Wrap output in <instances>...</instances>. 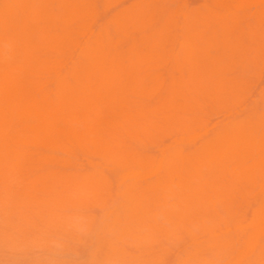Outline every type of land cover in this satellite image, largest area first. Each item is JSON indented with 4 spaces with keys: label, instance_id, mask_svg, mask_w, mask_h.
<instances>
[{
    "label": "rangeland",
    "instance_id": "obj_1",
    "mask_svg": "<svg viewBox=\"0 0 264 264\" xmlns=\"http://www.w3.org/2000/svg\"><path fill=\"white\" fill-rule=\"evenodd\" d=\"M0 1H2V0H0ZM96 0H94L93 1V4H92V7H93V10H92V12H97V10H98V12H97V14H98V23L99 24H107V23H109V21H110V19H111V17L114 15V14H116V13H119V12H121V11H126V10H128V8H130V10H136V8L137 7H139V4L141 5V3H142V0H126V1H124V0H109L110 1V5H112V4H116L115 6H113V9H112V6H110V9L108 10V11H106V10H104L105 11V13L107 12V13H109V14H105V15H107V16H105L104 18H103V16H104V11L102 10V8H104V3H106V0H105V2H104V0H97L96 2H95ZM114 1V2H113ZM120 1H121V3H120ZM123 1V2H122ZM157 1V4L155 3ZM213 1H216L217 2V0H152V2L151 3H153V4H151V3H149L148 2V0L146 1V0H144L143 1V3H142V6H140L139 8H141L140 10L142 11V7H151V6H153L152 8H151V10H154L155 12H157V13H159V14H157L156 13V15H155V12L154 13H152L153 14V19H154V17L155 18H157L158 17V19L157 20H159V21H157L156 19H154V21H155V25H154V27H155V30L158 28H160L161 27V25L163 26H167V25H169L168 23H170V25L174 28H172L171 30H170V27L169 26H167V27H169V29L168 28H164V30H163V28L161 27V32H160V34H159V36L161 35V41H162V38H163V40L165 41V39H166V43L164 42V41H162L163 43H162V45H161V43H159V44H157V42L156 43H154V41H155V39L156 40H158L159 39V37H158V34L156 35V36H154L155 34H153L154 32H150V38H149V41H146L147 43H144V45H143V48H144V50H141L142 52L140 53V55L138 54L137 55V57L135 58V60H136V63L137 62H139L140 64L142 63V62H144V61H146V59L148 58V61L147 62H144L143 63V65H144V67H141V68H144L143 70H141L140 69V65H135L136 63H134L133 65H135L133 68H132V71H130L131 72V74H129V72L126 70V69H130L133 65H131V66H126V69H125V74H123V75H119L117 72L116 73H113V70H111V71H108V76H105V74L103 75V73H101V71H99L97 68H96V66H94V67H90V68H88L89 69V75H88V79L85 81V83L86 82H88V83H86V86H85V91L84 92H82V93H84V94H82V93H78V94H75V95H73V97H71L72 95H67V94H61V95H59V97H58V95H56V94H54V91L53 90H55V88H56V85H55V77H56V75H57V73H59V72H61V71H63V72H66V63H68L69 61H70V54L72 53L71 52V50H70V46L69 47H67V45L69 44L68 43V41H70V40H67V39H65L64 40V36H67L66 34H68V32H66V34H64L63 33V31L64 30H66V31H68V30H74V28L75 29H77L78 28V26L80 25L79 23H80V21H75V20H71V22L70 21H64V22H68L67 23V26H69V27H67L66 25H64L63 26V24H66V23H64L63 21L62 22H60V23H57L59 26H58V28H61L62 29V26H63V29L64 30H62V32L61 33H59V34H62V35H56L55 37H56V40L57 41H59V42H57V41H55V39L53 40V45L51 44V50H49L51 53H52V51L53 50H55V51H53V54H51L50 52H48V55H49V57L52 59V58H54V59H52L53 60V66H54V68L52 67V66H50V68L49 69H51L50 71H48L47 72V70H49V69H47L46 71H45V68H44V66L42 65V57H44V56H42L43 54H42V52H40V54H39V51L38 52H34L33 53V51H31V48H30V53L32 54V55H30V53L27 51V49L25 48V45L23 44V42H22V40L19 38V37H17V36H15V35H12L11 33H7L6 35H5V33L6 32H3V33H1L0 32V37H1V39H0V89H2V90H7V92L9 93V96L12 98V96L14 97V96H17L16 98H14V100H16V101H18L19 103H20V101L22 102H24L25 100H31L32 98H35L34 100L32 99L31 101H26V104H29V106L28 107H30V108H32V107H34V110H32L31 111V109L28 111V112H30L31 111V113H29V116H28V112L27 111H23V112H27L25 115L22 113L21 115H23L26 119H28V120H26L24 117V119L22 118V116H20V115H18V111H14V113H12L11 111H9V113H10V117H9V115H8V113H7V118H9V119H7L6 118V112L4 111V115H3V117L1 118L0 117V127H2V128H0L1 130H0V139L2 140V146H1V141H0V146L2 147V149H1V147H0V157L1 156H4V157H2V158H0V264H113L114 262H117L116 264H198V263H196V261L197 260H199V261H197V262H199V264L201 263V264H210V263H207L208 261H209V258H211L210 260L211 261H209V262H211V264H219V262H221L220 264H257V263H259V262H257L258 260H260V258H261V260H260V263L259 264H264V248L262 247V249H260L261 248V244L264 242V186H263V184H264V170H262V171H260V169H262L263 168V166H262V164L260 163L261 161V157L259 158V157H257L256 159H254V160H256V161H254V163L252 164L251 162H250V160H252V156H251V153H254V154H252V155H257L258 156V153H257V150H256V142L254 141L256 138L255 137H252V138H254V139H252L251 137H250V135H246V138H247V140H246V138L244 139V138H241L240 140H242V142H243V139H244V141H246V142H248L250 139H251V142L249 143L250 144V146L252 147L251 149H248V148H250L249 147V144L248 143H246L247 145H245V142H243V146H240L241 144H240V140H239V144L240 145H238V142H236V144L234 145V147L233 146H230V147H232V148H230L229 147V145H227V146H224V147H222V150H221V148L219 149V150H217V151H215V152H212L211 154H207L208 155V159L206 158V156H204L206 153H202V143L206 140V139H209V138H211V137H213L214 135H208V134H211V133H213L212 131L210 132H208V134H206V132L209 130V128L211 127V130H212V126H213V128H215L214 126H218V124L220 123H227V122H230L229 124H233L234 122H237V121H239L240 119H242L244 116H246L247 114H248V112L249 111H247V112H244V115H243V111H214L213 112V107H214V102H213V100H211L212 98H215L216 96L215 95H217V93H215L216 92V90L215 89H213V88H209V87H207V93L206 94H203V97H205L206 95L207 96H209V97H211V95H213L214 97H211L210 98V100H209V97H205V100L206 99H208V101L206 102L205 100L203 101V97L200 95H198L196 98H198V99H200V101H199V105L198 106H196L198 103L196 102V104L195 103H193V104H195L194 106H196L197 108H199V106H200V108H203L204 107V109L206 110L207 108H208V111L210 112L211 110V112L210 113H208L207 112V114H206V112H202L203 113V115H202V113H201V111L199 112H197V111H195V113H192V114H196L195 116H196V118H194L195 116H193L192 114L190 115V113L192 112V111H178V109H176V108H178L177 107V105L178 104H182L183 102H185L186 103V101H188V103H191L189 100H186V99H188V97H189V95H188V97L185 95V96H183V94L181 95V93H179V97H178V95H177V93H178V91H181V90H177V89H180V87H181V89L182 90H185L186 89V85H184L183 84V86H182V81H183V79H186V78H188L189 76H190V70H189V68L188 67H184V65H182V64H180L179 63V65H178V62H177V60H176V58H175V54H174V51H173V49L174 50H180L179 49V45L177 44L178 43V38H176L177 36H180V35H183V30L182 29H180V26H177L176 24H177V22H180L181 20H180V15H178V13H180V12H178V11H180L179 10V8L181 9V12H185V11H187V10H195V9H198V10H195V11H199V12H203L204 10H208V11H210V9H211V7H216V6H218V4L217 3H214L213 4ZM136 2V3H135ZM137 2H138V4H137ZM191 2V3H190ZM212 2V3H211ZM218 2L220 3L219 4V6H222V7H225V6H228L229 5V2H228V0H218ZM94 3H96V4H94ZM127 3V5H125ZM129 3V4H128ZM151 4V5H143V4ZM163 3H164V6H163ZM207 4V5H206ZM96 5V6H95ZM125 5V6H124ZM131 5V6H130ZM135 5V6H134ZM159 5H161V7H162V11L164 12V13H166V14H164L163 15V13H160L161 12V10H159V9H161V7L159 6ZM214 5V6H213ZM94 6H95V8H94ZM100 6H101V8H100ZM135 7V9H134V7ZM155 6V7H154ZM206 6V7H205ZM121 7V8H120ZM123 7V8H122ZM158 7H160V8H158ZM119 8V9H118ZM127 8V9H126ZM155 8H157V9H155ZM172 8H173V10H174V12H176L175 14L173 13V10H172ZM0 9H1V7H0ZM102 10V12H100V14H99V11H101ZM169 9H171L170 11L171 12H169ZM177 9V10H176ZM182 9H183V11H182ZM113 10V11H112ZM138 8H137V11H140ZM157 10V11H156ZM159 10V11H158ZM208 11H206V12H208ZM168 12V13H167ZM101 13H102V15H101ZM160 17H159V16ZM175 15V16H174ZM166 16V18L164 19V17ZM103 19H102V18ZM171 17H175L173 20L171 19ZM167 18L169 19V20H172V21H170L169 22V20H168V22L167 21H164V20H167ZM106 19V20H105ZM75 21V22H74ZM72 22H73V24H72ZM122 22H126V19H124V20H122L121 21V25L119 24V25H117V27H118V29H117V31H116V26L113 28L114 29V32H118V34H114V35H111L112 33H114V32H112V30L113 29H110L111 27H113V24L112 23H110V26H108V28H109V30H110V36H111V40L110 41H108V40H106V41H108V43H106V41H105V46H106V54L107 55H109V52L111 53V55H114L115 53L116 54H118L119 52H120V50L121 49H126V48H128V46L132 43V41H134V39H140L141 38V33L139 32V30L137 29L136 30V27H137V25H139L137 22H126L125 24H122ZM163 22V23H162ZM164 22H166L165 24H164ZM171 22H176V26L175 25H173L174 23H172L171 24ZM160 23H162V24H160ZM245 23H246V21H243V25L245 26ZM76 24V25H75ZM130 24V25H129ZM132 24H133V26H132ZM74 25V26H73ZM131 26L132 28H130L129 26ZM73 26V27H72ZM140 26V25H139ZM175 26V27H174ZM66 29H65V28ZM60 29V30H61ZM126 29V30H125ZM135 29V30H134ZM120 30L122 31V32H120ZM166 30H168V31H166ZM132 31H134V32H132ZM137 31V32H136ZM58 32H60L59 31V29H58ZM167 32V33H166ZM173 32V33H172ZM177 32V34H175ZM134 34L133 36L131 35V34ZM72 34H73V32H72ZM121 34L123 35L122 36V38H121ZM139 34V35H138ZM69 35H71V31H69ZM138 35V36H137ZM170 35V36H169ZM35 35H31L30 36V38H33ZM72 36V35H71ZM70 36V37H71ZM176 36V37H175ZM59 37H61V38H59ZM115 37H117V38H115ZM158 37V38H157ZM68 39H69V37H67ZM116 40H115V39ZM120 38H121V40H120ZM130 38H131V40H130ZM153 38V39H152ZM177 40H176V39ZM60 39V40H59ZM112 39H114V41L112 40ZM124 40V42H126V41H128L127 43H126V45H125V43H123L122 41ZM126 39H128V40H126ZM167 39H169L170 40V42H171V45L172 46H170L169 44V42H168V44H167V41H169V40H167ZM175 39V40H174ZM120 42H122L123 44H124V47H122L121 45H123L122 43L120 44V46L121 47H119V41ZM153 40V42H151ZM54 42H56V43H54ZM115 42V43H114ZM130 42V43H129ZM173 42V43H172ZM60 43V44H59ZM118 43V44H117ZM129 43V44H128ZM148 43H151V44H153V45H151V44H148ZM165 43V44H164ZM116 44H117V46H116ZM128 44V45H127ZM163 44L166 46H163ZM113 45L115 46L114 48H113ZM57 46V47H56ZM145 46H146V49H145ZM148 46V47H147ZM159 46H161V49H160V47ZM61 47V48H60ZM109 47H110V51H109ZM152 47V48H151ZM167 47H173L171 50V53L170 54H168V53H166L168 50L167 49H169V48H167ZM116 48H118L117 50H116ZM142 48V47H141ZM142 48V49H143ZM149 48H150V50H149ZM58 49V50H57ZM108 49V50H107ZM154 49V50H153ZM159 49V50H158ZM61 50V51H60ZM111 50H113V51H111ZM114 50H116V51H114ZM167 50V51H166ZM58 51V52H57ZM63 51V52H62ZM146 53H145V52ZM149 51V53L147 54V52ZM3 52V53H2ZM55 52V53H54ZM108 52V53H107ZM113 52V53H112ZM163 53H166L167 55H169V56H166L165 54H163ZM36 54V55H35ZM39 54V55H38ZM42 54V55H41ZM75 54V53H74ZM74 54H71V56L72 55H74ZM153 54H155L154 56L157 58V59H155V57L153 56ZM163 54V55H162ZM61 56V58H60V56ZM63 55V56H62ZM146 55V56H145ZM158 55V56H157ZM171 55V56H170ZM41 56V57H40ZM53 56V57H52ZM55 56V57H54ZM59 56V57H58ZM141 56H142V58H141ZM162 56H163V59H165V60H160V58H162ZM166 56V57H165ZM26 57V58H25ZM40 57V58H39ZM65 57V58H64ZM70 57V58H69ZM25 58V59H24ZM28 58V59H27ZM58 58H60V59H62V61L61 60H59ZM67 58H69V59H67ZM173 59V60H171V59ZM175 58V59H174ZM57 59V60H56ZM137 59L139 60V59H141V60H139V61H137ZM39 60V61H38ZM144 60V61H143ZM152 60V61H151ZM156 60H158V61H156ZM168 60H169V63H168ZM171 60V61H170ZM18 61H19V63H18ZM31 61V62H30ZM54 61H56V62H54ZM140 61H142V62H140ZM153 61H156L157 63H153ZM162 61V62H161ZM66 62V63H65ZM175 62H177L176 64H175ZM32 63H34V64H32ZM65 63V64H64ZM150 63V64H149ZM161 63V69L159 68V67H157L156 66V64H160ZM166 63V64H165ZM31 64V65H30ZM60 64V65H59ZM64 64V65H63ZM149 64V65H148ZM152 64H153V66H152ZM169 64V65H168ZM58 65V67H56V66ZM142 64H141V66H143ZM151 65V66H150ZM168 65V66H167ZM180 66V67H184L185 68V72H187L188 70H189V72H187V73H185L184 71H182L184 68H182V70H181V68L180 67H174V68H172L173 66ZM35 66V67H34ZM64 66V67H63ZM147 66H149L150 68L151 67H153V69L151 68H147ZM128 67V68H127ZM130 67V68H129ZM156 67V68H155ZM56 68V69H55ZM157 68H159V69H157ZM172 69V70H169V69ZM109 69V68H108ZM133 69H136V71L134 70L133 71ZM137 69H140V71L139 70H137ZM176 69H178V70H181V72L180 71H176ZM36 70H37V72H36ZM40 70V71H39ZM96 70H97V72H96ZM147 72H145V71ZM154 72H153V71ZM156 70V71H155ZM163 70V71H162ZM45 71V72H44ZM52 71H54V72H52ZM98 71L100 72V73H98ZM126 71L128 72L127 74H126ZM137 71H139V73H137L136 74V72ZM141 71H144V74L146 75H144ZM163 73H162V72ZM172 71H173V73H172ZM17 74H16V73ZM47 72V73H46ZM135 72V75L133 76L132 74ZM140 72H141V74H140ZM151 72H152V74H151ZM154 73H155V75H154ZM157 73H159V74H161V77H160V75H158ZM56 74V75H55ZM101 76H100V75ZM117 74V75H116ZM139 74V75H138ZM166 74V75H165ZM178 74V75H177ZM182 74H186L185 76H186V78H184V75H182ZM30 75H32V76H30ZM38 75V76H37ZM42 75V76H41ZM125 75V76H124ZM130 77H129V76ZM131 75H132V77H131ZM173 75V76H172ZM175 75H177L176 77H175ZM26 76V77H25ZM44 76V77H43ZM90 76V77H89ZM129 77L128 79H129V81L127 80V78L125 79V77ZM138 76V77H137ZM154 76V77H153ZM166 76V77H165ZM173 77V79H170L172 82H170V80H169V78L170 77ZM183 76V77H182ZM35 77H37V78H35ZM92 77V78H91ZM102 77H106V78H103L102 79ZM146 77H147V79H148V81L146 80ZM161 78V80L163 79L162 77H164V80H162V81H160V78ZM34 78V79H33ZM98 78H99V80H98ZM157 79V80H153V79ZM165 78H168V80L166 79L165 80ZM178 79V80H176V79ZM32 79V80H31ZM37 81H36V80ZM40 81H39V80ZM42 79V80H41ZM93 79V80H92ZM122 79V80H121ZM22 80V81H21ZM95 80H97V82L95 81ZM116 80V81H115ZM127 82H126V81ZM134 80V81H133ZM175 82H174V81ZM6 83H5V82ZM27 81L29 82V83H27ZM101 81V82H100ZM122 81V82H121ZM132 81V82H131ZM135 81H137L136 83H135ZM153 81V82H152ZM167 81V82H166ZM264 81V77L262 78V80L261 81H259V82H256V84H255V86L252 88V93L251 94H255L254 96H256V95H258V93H256V91L257 92H259L262 88H263V85L264 84H262L261 82H263ZM35 84H34V83ZM45 82H46V84H45ZM116 82V83H115ZM129 82V83H128ZM139 82V83H138ZM156 82H157V84H156ZM171 84V85H173V84H175V85H177V86H174L173 88H171L172 86L169 84V83ZM174 82V83H173ZM177 82V83H176ZM181 82V83H180ZM4 83V84H3ZM33 83V84H32ZM42 83H43V85H42ZM118 83V84H117ZM121 83V84H120ZM132 83V84H131ZM153 83V84H152ZM184 83V82H183ZM264 83V82H263ZM40 84V85H39ZM50 84H52V85H50ZM97 84V85H96ZM143 85V87H142V85ZM147 84H148V86H147ZM158 84H160L161 86H163V87H166L168 90H164V89H166V88H163V87H161L160 86V88L158 89ZM180 85V87H179V85ZM258 84V85H257ZM35 85V86H34ZM37 85H39L38 87H37ZM94 85H96V88H94L95 86ZM116 85V86H115ZM123 87H122V86ZM136 85V86H135ZM146 85V86H145ZM151 85V86H150ZM154 85H157V87L156 86H154ZM18 87V89L20 88V90H18L16 87ZM41 86V87H40ZM109 86V87H108ZM120 88H119V87ZM134 86H135V89H134ZM140 86H141V88L143 89V90H145V92L140 88ZM153 86V88L155 89V88H157L158 89V91L155 89H151L150 90V88ZM259 86V87H258ZM11 87H13V89H11ZM32 87H34V89L32 88ZM39 87H40V89H39ZM46 87V88H45ZM51 87H52V91H51ZM93 88V89H91V88ZM137 87V88H136ZM31 88H32V90H31ZM133 90H132V89ZM161 88L163 89V90H161ZM174 88H177V89H175L174 90ZM183 88H185V89H183ZM38 89V90H37ZM92 91H91V90ZM94 89H96V90H94ZM114 89V90H113ZM127 89V90H126ZM131 89V91H133V92H135L136 91V89H137V91H136V94L135 93H131L130 94V90ZM141 89V90H140ZM148 89V90H147ZM210 89H213V91H215V92H213V91H210ZM10 90H13V91H10ZM36 92H35V91ZM111 90V91H110ZM135 90V91H134ZM141 92V93H139V91ZM147 90V91H146ZM256 90V91H255ZM17 91L19 92V93H17ZM20 91H22L21 93H20ZM24 91H26V93L24 92ZM31 92V94H30V92ZM34 91V92H33ZM45 91H47V92H45ZM89 91H91V93L93 94H91V93H89ZM113 91V92H112ZM116 91V92H115ZM119 91V92H118ZM149 91H151V93L149 92ZM166 91H169V95H170V97H172V95L175 93V95L177 96H175L177 99H175V100H177V102H180V103H177V102H175L174 100L173 101H171V99H168L167 97L169 96H165L164 97V93H166ZM210 91V92H209ZM226 91V95H227V91H229V90H225ZM11 92V93H10ZM14 92V94L16 93V95H14V94H12ZM37 92H39V93H37ZM46 93V94H48V97H46L47 95L46 94H44L43 95V93ZM86 92V93H85ZM153 92L155 93V94H153ZM157 92V93H156ZM177 92V93H176ZM182 92V91H181ZM25 93V94H24ZM30 95H29V94ZM34 93H35V95L36 96H34ZM40 93H42V94H40ZM89 93V94H88ZM103 93V94H102ZM118 93H119V95H118ZM121 93V94H120ZM160 93V94H159ZM19 94H20V96H19ZM33 94V95H32ZM53 94V95H52ZM80 94V95H79ZM86 94V95H85ZM137 94H138V97L140 98L141 97V100H143V103H142V101L139 99V98H137ZM150 94H152V96L150 95ZM215 94V95H214ZM22 95H24V98H25V100H21L20 99V97L22 98V99H24L23 98V96ZM38 95V96H37ZM42 95V96H41ZM85 95V96H84ZM89 97H88V96ZM154 95V96H153ZM161 95V96H160ZM162 95H163V97H162ZM19 96V97H18ZM28 96V97H27ZM50 96V97H49ZM90 96L92 97V98H90ZM95 96V97H94ZM110 96V97H109ZM132 96V97H131ZM144 96H145V98H144ZM149 96H151L150 98L151 99H148L149 98ZM158 96L160 97V98H158ZM174 96V95H173ZM181 96H183V100L181 99L182 97ZM227 96H230V94L229 95H227ZM26 97H27V99H26ZM71 97V98H70ZM96 97H97V99H96ZM156 97V98H155ZM175 97H173V98H175ZM186 97V98H185ZM202 97V98H201ZM257 97V96H256ZM42 98V99H41ZM46 98V99H45ZM49 100H51L50 102H51V105L52 106H50V102H48V99ZM53 98H54V100H53ZM56 98V99H55ZM142 98H144V99H142ZM161 98H163V99H165L166 101L168 100V102H166L165 104H164V106H166V105H168V107H166V108H172V111H169V112H165V111H158L159 113H157L156 114V112L157 111H148L150 108H151V106L152 107H154L155 106V104H157V103H159V100H161ZM172 98V99H173ZM179 98V99H178ZM258 98H259V96H258ZM258 98H256L257 99V101L259 102V103H261V100H259ZM19 99V100H18ZM38 101H37V100ZM95 99V100H94ZM133 99V102L131 101ZM138 99L140 100V102H141V105H145L144 103L146 102V100H147V105L149 104V106H147V105H145L144 106V108L143 107H141V105H140V103H138L137 101H138ZM156 99L158 100V102L156 101ZM197 99V100H198ZM40 100V101H39ZM66 100V101H65ZM76 100H78V101H76ZM62 101V102H61ZM104 101V102H103ZM122 101V102H121ZM148 101H149V103H148ZM157 103H156V102ZM171 101V102H170ZM210 101V102H209ZM42 102V103H41ZM56 102V103H55ZM105 102H106V104H105ZM137 103V104H135V106L133 107V103ZM152 102V103H151ZM170 102V104H167V103H169ZM173 102V103H172ZM200 102H201V104H200ZM213 102V103H212ZM31 103V104H30ZM48 103V104H47ZM62 103V104H61ZM177 103V104H176ZM188 103H187V105H188ZM87 104H89V105H87ZM104 106H102V105ZM152 104V105H151ZM176 104V105H175ZM22 105V104H21ZM41 105H42V107H41ZM46 105V106H45ZM106 105V106H105ZM127 105H129V106H127ZM130 105H132V106H130ZM140 105V106H139ZM151 105V106H150ZM49 106V107H48ZM73 106H77V107H74L73 108ZM94 106V108H95V106H96V110H94V108H92ZM45 107V108H44ZM47 107V108H46ZM51 107V108H50ZM82 107H84V108H82ZM86 107H87V109H86ZM135 107H141V108H139V109H136ZM146 107V108H145ZM92 108V110H94V112L92 111V110H90ZM108 108V109H107ZM116 108H118V109H116ZM125 108V109H124ZM133 108H135V109H133ZM143 108V109H142ZM199 108V109H200ZM33 109V108H32ZM74 111H73V110ZM78 109V110H77ZM111 109H113V110H111ZM129 109V110H128ZM133 109V110H132ZM142 111H141V110ZM198 109V110H199ZM203 109V110H204ZM46 110H47V113H46ZM76 110H77V112H76ZM85 111L86 112V114H85V112H80V111ZM108 110H110V111H108ZM140 110V111H139ZM145 112H144V111ZM177 110V111H176ZM201 110V109H200ZM45 111V112H44ZM71 113H70V112ZM78 111H79V114H78ZM91 111V112H90ZM101 111V112H100ZM107 113H106V112ZM140 113H139V112ZM207 111V110H206ZM73 112V113H72ZM75 112L77 113V114H75ZM92 112L94 113L93 115H92ZM97 112H98V114H97ZM144 112V113H143ZM148 112V113H147ZM152 112V113H151ZM165 113V115H163V114H161V113ZM223 112V113H222ZM34 113H35V115H37V116H35L34 115ZM60 115H59V114ZM62 113V114H61ZM66 115H65V114ZM70 114V117H69V115H67V114ZM81 113V114H80ZM102 113H104V114H102ZM106 113V114H105ZM111 115V116H109V114ZM114 113L116 114V115H114ZM139 113V114H138ZM150 113V115H153V116H151V118H149L150 117V115H148ZM156 115H155V114ZM181 113V114H180ZM189 113V114H188ZM205 113V114H204ZM216 113V115H214V114ZM31 114V115H30ZM56 115V116H54V115ZM113 114V115H112ZM133 114V115H132ZM144 117V120H141L140 121V119H143L142 117H141V115ZM147 114V116H145ZM161 114V115H160ZM181 116H180V115ZM199 114V115H198ZM213 114V115H212ZM223 114V115H222ZM234 114H236V115H234ZM27 115V116H26ZM33 115V116H32ZM51 116V115H53V116H51V118H49V116ZM63 117H62V116ZM72 115H73V117H72ZM84 115V116H83ZM87 115V116H86ZM107 117H106V116ZM135 115V116H134ZM140 115V116H139ZM158 115V116H157ZM167 115V116H166ZM200 115H202V116H200ZM210 115V116H209ZM213 117H212V116ZM220 115V117L218 118L217 116H219ZM226 115V116H225ZM229 115V116H228ZM18 116H19V118H18ZM58 116H60V117H58ZM97 116H98V118H97ZM120 116V117H119ZM129 116V117H128ZM169 116V117H168ZM199 116V117H198ZM207 116V117H206ZM221 116L223 117V118H225L223 121H221ZM234 116H236L235 118H234ZM241 116H243V117H241ZM12 117V118H11ZM14 117V118H13ZM29 117H31L30 119H29ZM55 119H54V118ZM66 117V118H65ZM83 117H84V119H83ZM96 117V118H95ZM115 119H114V118ZM118 117V118H117ZM121 117H122V119H124V120H121ZM135 117H137L136 118V120H134L135 119ZM139 117H141V118H139ZM149 119H148V118ZM174 117H176V118H174ZM182 117H183V119H182ZM206 117V118H205ZM212 117V118H211ZM238 117V118H237ZM240 117V118H239ZM39 118V119H38ZM52 118H53V120H52ZM59 118V119H58ZM61 118V119H60ZM63 118V119H62ZM73 118V119H72ZM85 118H87L86 120H85ZM101 118V119H100ZM102 118H103V120H105V123H106V121H108L106 124L107 125H105V123H104V121H102ZM128 120H127V119ZM129 118H130V120H131V122L132 123H130V121H129ZM132 118V119H131ZM168 118H171V119H168ZM192 118H194V121L198 118V120L200 121V122H202L203 124H204V121H202L203 119H208V120H210L209 122L211 123H209V125L207 126V120L205 121L206 122V124H201L200 125V122H198V123H196V121L194 122V124H192L193 122V119ZM199 118H201V120L199 119ZM221 118V119H220ZM50 119V121H48ZM72 119V120H71ZM75 119V120H74ZM83 119V120H82ZM98 119H100V120H98ZM115 120V122L113 121L112 123H111V120ZM126 119V120H125ZM154 119V120H153ZM159 119V120H158ZM161 119V120H160ZM165 119V120H164ZM188 121H186V120ZM219 119H220V121L221 122H219ZM8 122H7V121ZM10 120L12 121V125H11V123H10ZM42 120V121H41ZM65 120H67V122L65 121ZM76 120H80L79 121V123L81 124V123H84V124H81V125H79V127H78V125H77V121ZM84 120H85V122H84ZM120 122H119V121ZM158 120V121H157ZM167 120V121H166ZM172 120H174V121H172ZM175 120H176V122H175ZM212 120H214L213 122H212ZM27 121H31L29 124L27 123ZM39 121V122H38ZM45 121H47L46 123H45ZM61 121V122H60ZM76 121V122H75ZM83 121V122H82ZM102 121V122H101ZM127 121H128V123H127ZM136 122V124H135V122ZM139 123H138V122ZM150 123H149V122ZM151 121H152V123H151ZM164 121V122H163ZM179 121V122H178ZM189 121H191V122H189ZM22 122H24L25 123V126H24V124L22 123ZM58 122H59V124H58ZM64 122V123H63ZM65 122H66V124H67V127H68V125H69V127H70V125H71V128L69 129V128H67L66 127V124H65ZM100 122V124L102 123V124H104V125H101V126H98V125H100V124H98ZM145 122V123H144ZM146 122H148L149 124H147ZM153 122H155V124L153 123ZM167 122H169V123H167ZM172 122H174L176 125H180V126H172V125H174V123H172ZM217 122H219V123H217ZM74 125V123H75V125L73 126L72 124ZM90 123H93V124H90ZM120 124V125H118L117 126V124ZM125 123H127V124H125ZM138 123V124H137ZM160 123V124H159ZM180 123V124H179ZM188 123H190L189 125H188ZM33 124H35V125H33ZM40 124H42V126L40 125ZM63 124V125H62ZM65 124V125H64ZM88 124H89V126H88ZM96 124V125H95ZM113 124H114V126H113ZM115 124H116V126H115ZM122 124L126 127H122ZM130 124V125H129ZM153 124V125H152ZM163 126H162V125ZM170 126H169V125ZM200 125L203 129H200L201 127H198V126H196V125ZM219 124V125H220ZM23 125V126H22ZM29 125H31L33 128H34V126H35V131H34V129H31L35 134H31V130H29L30 131V133H27L26 131H27V129L28 128H30V127H27V126H29ZM62 125V126H61ZM83 125H84V127H83ZM95 125V126H94ZM136 125V126H135ZM140 125V126H139ZM141 125H142V128H141ZM151 125H152V127H151ZM158 125V126H157ZM168 126V127H164V126ZM182 125V126H181ZM191 125L193 126V127H191ZM43 126H44V128H46V129H48L49 131H50V129L53 131L52 133H51V131L49 132L48 130H46V129H44L43 128ZM58 126H60V127H58ZM65 126V127H64ZM76 126L78 127L77 129H76ZM91 126V127H90ZM103 126H105L106 128L105 129H103L104 127ZM111 126V127H110ZM130 126H132V127H130ZM189 126H190V128H189ZM23 127H25V129L24 130H26V131H23V130H21ZM31 127V128H32ZM90 128V130H89V128ZM101 127V128H100ZM103 127V128H102ZM113 127H116V128H113ZM118 127H122V129L123 130H121L120 128H118ZM134 127V128H133ZM141 128V130L139 129V128ZM159 127H161V128H159ZM164 127V128H163ZM177 128L178 130H177V132H173V130L172 129H174V128ZM184 127H185V130H184ZM197 128L196 130L194 129V128ZM15 128V129H14ZM50 128V129H49ZM54 128V129H53ZM61 128V129H60ZM62 128H63V131H62ZM88 128V129H87ZM96 128H98V129H96ZM112 128H113V130H112ZM128 128H130V130L133 132L134 131V133H130V130L128 129ZM20 129V130H19ZM40 129V130H39ZM58 129V130H57ZM60 129V130H59ZM64 129H65V131H64ZM68 130V132H67V130ZM91 129H93V130H91ZM95 129V130H94ZM100 129H103V130H101V132H100ZM108 129V130H107ZM110 129V130H109ZM125 129H126V131H125ZM133 129V130H132ZM135 129L137 130V132H135ZM144 129V130H143ZM169 129H170V131H169ZM182 129L184 130V136L186 135V132H187V134L189 135V134H193V133H197V134H193L192 136L193 137H189L188 135H186L187 136V138L186 137H184L183 135H180L179 133H181L182 134V132H180L179 130H181L182 131ZM193 129V130H192ZM200 129V130H199ZM3 130V131H2ZM44 130V131H43ZM72 130H73V132H72ZM105 130V131H104ZM117 130L119 131V132H117ZM158 132H157V131ZM164 130H166L165 132H164ZM171 130H172V132L174 133H171ZM187 130V131H186ZM195 130V131H194ZM5 131V132H4ZM10 131V132H9ZM28 131V132H29ZM70 131H71V134H70ZM76 131H78V132H76ZM113 131H116V133L114 134V132ZM122 133H121V132ZM123 131H125V132H123ZM138 131H140V133L138 132ZM145 131V132H144ZM150 131H152L151 133H149ZM186 131V132H185ZM188 131H189V133H188ZM199 131V132H198ZM201 131V132H200ZM214 131V133H216V129H214L213 130ZM24 132H26V133H24ZM32 132V133H33ZM39 132H41V133H39ZM47 132V133H46ZM48 132H49V134H48ZM55 132H58V134H60V135H58V137H57V133H55ZM62 132H64V133H62ZM95 132H97V133H95ZM106 133V134H103V133ZM160 132H164L163 134L162 133H160ZM169 132V133H168ZM70 135L69 136V138L71 137V136H73L74 137V139L72 138V140H71V138L70 139H68L67 137H68V135ZM78 133V134H77ZM100 133V134H99ZM118 133H119V136H118ZM135 133H137V134H135ZM142 133H146V135H144V134H142ZM203 133H205L206 135L204 136V135H201V134H203ZM19 134H20V136H19ZM22 134V135H21ZM24 134L25 135H27V137L29 136V138H27L26 136V138H24L23 136H24ZM40 134V135H39ZM48 136V139L47 140H49L48 142H47V140H45L46 138H47V136ZM76 134H77V136L79 135V137H77L76 136ZM97 134V135H96ZM108 134V136H106ZM123 134V135H122ZM125 134V135H124ZM135 138L134 140H133V137L131 136V135ZM141 134H142V136H141ZM155 134V136H153V135ZM157 134H159V136L157 135ZM163 136H162V135ZM170 134V135H169ZM180 135V136H176V135ZM199 134H200V136H199ZM32 135V136H31ZM35 135V136H34ZM82 135V136H81ZM102 135V137H100ZM110 135V136H109ZM112 135V136H111ZM117 135V136H116ZM130 136V137H128V136ZM152 135V136H151ZM164 135H166V136H164ZM194 135L196 136V137H194ZM199 136V139H198V142H197V140L196 141H194V142H197L198 143V145H197V143H195L194 144V142L192 143L191 141H189V142H191L190 144H185L186 142H184V141H186V140H193V139H191V138H194V139H197V137ZM207 135L209 136V137H207ZM13 136V137H12ZM22 136V137H21ZM31 136V137H30ZM34 136V137H33ZM39 136V137H38ZM52 136H54V137H52ZM61 136V138H59ZM62 136H63V138H62ZM76 136V137H75ZM106 136V137H105ZM115 136V137H114ZM122 137V139H119V138H121ZM136 136H137V138H136ZM143 136H145V137H143ZM152 138H151V137ZM168 136H169V138H168ZM211 136V137H210ZM7 137V138H6ZM45 137V138H44ZM56 137L60 140H58L57 139V141L59 142H56ZM117 137H119V138H117ZM123 137L124 138H126V139H123ZM250 137V138H249ZM13 138V139H12ZM21 138H24L23 140L21 139ZM31 138V139H30ZM33 138V139H32ZM79 138V139H78ZM81 138V139H80ZM138 138L140 139V142H139V140H138ZM158 138H162V141L161 140H157ZM167 138V141H170V143L168 144V143H166L167 141L165 140V139ZM202 140H201V139ZM249 138V139H248ZM10 139V140H9ZM29 139H30V141H29ZM36 139V140H35ZM76 139H78V140H76ZM105 139V140H104ZM129 139V140H128ZM136 139H137V141H136ZM143 139V140H142ZM147 139V141H145V140ZM156 139V140H155ZM163 139H164V141H163ZM169 139V140H168ZM183 139H185V140H182ZM6 140H7V142H6ZM22 140V142H20ZM28 140V141H27ZM55 140V141H54ZM67 140V141H66ZM79 140H81V141H79ZM119 140H121V141H119ZM123 140H125V141H123ZM141 140L143 141V142H141ZM201 140V144L199 143V141ZM32 141V142H31ZM38 141V142H37ZM45 141H46V143L48 144H46L45 143ZM62 141V142H61ZM69 141H72L73 143H74V149H73V144L71 145V142H69ZM78 141V142H77ZM91 141L93 142V143H91ZM106 143H105V142ZM110 141L112 142V143H110ZM136 141V142H135ZM149 141V142H148ZM151 141H158L159 142V145H160V143H161V145H162V142H165L164 143V145L166 146V145H170L169 147L171 148L172 146L171 145H173V147L172 148H174V149H169V150H167L169 147L167 146V148H166V151L165 152H167V153H163V152H161L160 151V149L159 148H161V147H159V145H156L157 143H154V145H152V143H151ZM203 141V142H202ZM254 141V142H253ZM37 142V143H36ZM44 142V143H43ZM54 142H56V143H54ZM68 142V143H67ZM87 144H86V143ZM102 142V143H101ZM119 142V143H118ZM127 142V143H126ZM145 142V143H144ZM172 142H173V144H172ZM182 142V143H181ZM188 142V141H187ZM241 142V143H242ZM253 142V143H252ZM8 143V144H7ZM21 143V144H20ZM34 143V144H33ZM55 145H54V144ZM60 143H61V147H60V149H59V146H60ZM64 143V144H63ZM83 143V144H82ZM107 143H108V145H107ZM110 143V144H109ZM120 143H122V144H120ZM125 143V144H124ZM135 143V144H134ZM140 143V144H139ZM175 143H176V145L177 144H179V145H181V146H176L175 145ZM184 143V145H182ZM26 144H28V145H26ZM29 144H30V147H28L29 146ZM49 144H53L52 146L53 147H51ZM56 144H57V146H56ZM69 144V145H68ZM76 144L78 145V144H80V148H79V145L78 146H76ZM112 144H113V146H112ZM146 144H147V148H145V146H146ZM10 145V146H9ZM67 145V146H66ZM84 145L86 146V147H88V149H89V151H88V149H85L84 148ZM105 145L107 146V147H105ZM115 145H117V146H115ZM119 145V146H118ZM121 145H122V148H123V151H125V152H123L122 151V148H121ZM125 145V146H124ZM160 145V146H161ZM194 145V146H193ZM8 146H9V150H8ZM20 146V147H19ZM22 146H24V147H22ZM31 146H33L32 147V149H30L31 148ZM44 148H43V147ZM94 147V149H93V147ZM109 146H110V148H109ZM151 146H152V148H151ZM156 148H155V147ZM163 146V145H162ZM186 146V147H185ZM195 146H196V148H195ZM201 146V147H200ZM237 146V147H236ZM244 148L245 149V152H243L244 151V149H243V153L245 154V153H247L248 152V150H249V152L247 153V155H244L242 152H240V150H241V148ZM248 146V147H247ZM12 147V148H11ZM22 147V148H21ZM40 147V148H39ZM42 147V148H41ZM82 147V148H81ZM100 147V148H99ZM141 147H143L142 149H141V151H140V148ZM176 147V148H175ZM194 148V150L192 151V148ZM197 147H198V149L200 150L201 149V153L199 152V151H197ZM247 147V148H246ZM255 147V148H254ZM16 148V149H15ZM47 149L48 150V152L46 151V150H44V149ZM92 148V149H91ZM101 148H105V150H102ZM116 150H115V149ZM125 148H126V150H125ZM136 148H138V149H136ZM158 148V149H157ZM186 148H188V150H189V152H187L186 151ZM190 148V149H189ZM237 148V150L235 151L234 149H236ZM239 148H240V150H239ZM23 149H25L26 151H24ZM27 149H29L28 151H27ZM56 149V150H55ZM62 149V150H61ZM107 149H110V150H112L113 149V151L112 152H119L118 154H116L115 153V155L113 154V156L111 157V155L110 154H112V152L110 153V150H109V153H106V152H108V150ZM118 149V150H117ZM163 149L164 148H162V151H163ZM179 149H181L182 151H183V155L184 156H186L185 155V153L186 154H192L191 156L192 157H190V162H188V163H186V164H182L181 163V159L180 158H178L175 154H174V152L175 151H177V150H179ZM227 151H226V150ZM232 149L234 150V152H232ZM248 149V150H247ZM4 150H6L5 151V153L3 152ZM8 150V151H7ZM12 152H11V151ZM43 150V151H42ZM52 150V151H51ZM58 150V151H57ZM96 150H97V152H96ZM101 150L104 152L105 151V154L106 155H109V156H105V154L103 153V152H101ZM127 150H128V152H127ZM142 150H143V152H142ZM221 150V152L219 153V151ZM23 153H22V152ZM46 151V152H45ZM53 151H54V153H53ZM62 151V152H61ZM134 151V152H133ZM136 151V152H135ZM140 151V152H139ZM172 151V152H171ZM186 151V152H185ZM224 151V152H223ZM251 151V152H250ZM255 151H256V153H255ZM10 153L11 152V154H8V153ZM20 152L22 153V154H25V155H23L22 156V154H20ZM24 152H34L33 154H29V153H24ZM37 152H39V153H37ZM40 152H44V153H40ZM52 152V153H51ZM93 153V155L91 154V153ZM169 152H170V154H169ZM194 152V153H193ZM201 154V156L200 157H198L199 156V153ZM232 152V153H231ZM16 153V154H15ZM37 153V154H36ZM68 154V156H66L67 154ZM82 153H84V154H82ZM87 153H89L90 155L88 156V154ZM94 153H96V154H94ZM131 153V154H130ZM140 153V154H139ZM149 154V155H147V156H145V154ZM195 153H198V154H195ZM230 153L231 154H235L234 156L232 155V157L230 158ZM2 154V155H1ZM3 154H5V155H3ZM13 154H15V155H13ZM78 154V155H77ZM99 154H101V155H99ZM120 154V155H119ZM138 154H139V156H138ZM143 156H142V155ZM174 154V155H173ZM193 154H195V155H193ZM10 155V156H9ZM12 155H13V157H12ZM18 155V156H17ZM30 155V156H29ZM36 155L38 156V157H36ZM41 155V156H40ZM77 155V156H76ZM95 155H99V156H95ZM126 155H129V156H126ZM151 155V156H150ZM224 155V156H223ZM46 156H47V158H46ZM74 156H76V157H78V158H76V157H74ZM86 156V157H85ZM90 156H93V157H90ZM103 156V157H102ZM114 156H115V158L117 157H119V156H121V159H120V157L117 159L116 158V163H115V158H114ZM155 156V157H154ZM190 156V155H189ZM210 156V157H209ZM244 156V157H243ZM250 156H251V158H250ZM16 157V158H15ZM39 157H41V158H39ZM146 157H149V158H147V160H149V161H147V162H145V160H146ZM159 157V158H158ZM197 157H198V159H200L201 158V160H198L197 159ZM219 157V158H218ZM235 157H238V158H236L235 159ZM12 158H14V159H12ZM19 158V159H18ZM43 158H44V160H43ZM82 158V159H81ZM86 159V160H84V159ZM106 161V163H107V165L103 162V161H101L100 162V160H103V159ZM131 158H133V159H131ZM142 158V159H141ZM164 158L166 159V160H164ZM204 158V159H203ZM212 158V159H211ZM244 159V161L242 160V159ZM245 158H250L249 159V162L248 161H246L247 159H245ZM255 158V157H254ZM6 159V160H5ZM20 159H22V160H20ZM24 159H25V162H24ZM28 159V161H26ZM39 159H42L41 161L39 160ZM46 159V160H45ZM52 159V160H51ZM96 159V160H95ZM109 159H111V160H113L114 161V163H113V161H111V160H109ZM141 159V160H140ZM160 159V160H159ZM163 159V160H162ZM196 159H197V161H196ZM208 161H207V160ZM210 159V160H209ZM222 159H223V161H222ZM226 159V160H225ZM238 159V160H237ZM241 160V163H240V165L237 163V161H239L240 162V160ZM3 160V161H2ZM15 161L16 160V162H20V161H22L21 163H19V164H17V163H14L13 161ZM99 162H98V161ZM133 160V162H135V163H133V162H131ZM138 162V165H137V162ZM169 160V161H168ZM195 160V161H194ZM204 160H206V161H204ZM35 161H38V162H35ZM45 161V162H44ZM94 161V162H93ZM109 161H111L112 162V168H116L115 170H116V173L117 174H115V173H111V171L108 169L109 167H110V165H108V164H111L110 162L108 163ZM118 161H119V163H118ZM205 162V165H207V166H205L202 162ZM228 161V162H227ZM242 161H243V163H242ZM257 161H259L258 163H257ZM2 162V163H1ZM5 162V163H4ZM25 163L26 165L28 164V167L26 166L25 167V164H24V166H22L23 164L22 163ZM27 162V163H26ZM30 162V163H29ZM95 162H96V164L98 163V164H100L99 166H102V168L101 167H99L98 166V164H97V166H95L96 164H95ZM123 163L122 164V167H121V164L120 163ZM142 162V163H141ZM144 162H145V164H144ZM197 162V163H196ZM206 162H208L210 165H208V163H206ZM223 162H225V163H223ZM247 162V163H246ZM258 164H256V163ZM118 163V164H117ZM148 163H150V164H148ZM152 163V164H151ZM160 163V164H159ZM165 163V164H164ZM176 163V164H175ZM192 163H194V165L192 164ZM202 163V164H201ZM215 163V166H213V164ZM218 163H221V167H220V164H218ZM223 163V164H222ZM232 163H237V165H233ZM248 163H250L251 164V166H248V165H246V166H248V167H251L250 169H254V171L253 170H249V172H252V173H254L253 175H252V173H251V175L252 176H254L255 174H257L258 173V177H256V175H255V177H253V179H252V177H250L251 175H248V174H246V176H248V177H241V176H244L245 175V171H242L241 170V168L240 167H238V166H242V164L244 165V164H248ZM3 164V165H2ZM15 164V165H14ZM16 164H17V166H21L20 168L19 167H15L16 166ZM105 164V165H104ZM117 164V166H115ZM128 164H130V165H128ZM133 166H132V165ZM142 166H141V165ZM147 164L149 165V167L151 168V170H153V166H154V170H156V171H151L149 168L147 169ZM164 164V165H163ZM170 164V168H172V171L173 170H177V172H176V174H174L173 173V178H172V173H169V172H172V171H170L171 169L169 168V165ZM216 164H217V167H216ZM230 167H227V165ZM6 165H7V167H6ZM91 165V166H90ZM146 165V166H145ZM178 165H180V166H178ZM193 165V166H192ZM260 165H261V168H260ZM4 166V167H3ZM105 167V169L107 170L108 169V171H106L105 169V171L103 170H100V169H103L104 167ZM114 166V167H113ZM138 166H140L141 168H142V172H141V168L140 167H138ZM152 166V167H151ZM185 166V167H184ZM195 166V167H194ZM200 166V167H199ZM224 166V167H223ZM246 166H243L242 168H243V170H246L247 171V173H249L248 172V167H246ZM252 166H254V167H252ZM95 170V172H94V170L92 169V168ZM125 168V170H124V168ZM179 167H182V169L181 168H179ZM187 167H189V168H187ZM208 167H209V169H208ZM211 167H212V169H211ZM236 167V168H235ZM8 168V169H7ZM17 168V169H16ZM20 169V172H18L19 171V169ZM26 168V169H25ZM96 168H98V169H96ZM112 168H110L111 170H112ZM117 168H119V169H123L124 170V172H126V176H124L125 175V173L123 172V170L121 171H118V169ZM138 168L140 169L139 170V172L141 173V177L144 175V177H142L143 179L146 177V180H148L149 179V181L150 182H147V181H145V179L143 180L141 177H140V173H136L137 171H138ZM159 170V168H160V171L158 172L157 171V169ZM169 168V169H168ZM183 168H185V170H188V171H185ZM190 168H191V170H190ZM192 168H194V169H192ZM196 168V169H195ZM214 168V169H213ZM218 168H220V169H218ZM228 170H227V169ZM232 168V169H231ZM246 168V169H245ZM260 168V169H259ZM10 169V170H9ZM127 169H130L131 171L133 170V169H135V171L136 172H134V170L132 171V174H129L130 172V170H127ZM137 169V170H136ZM143 169H145L144 170V172H143ZM147 169V170H146ZM162 169V170H161ZM180 169V170H179ZM216 169V170H215ZM235 169V170H234ZM259 171H258V170ZM5 170V171H4ZM8 170V171H7ZM115 170H113L114 172H115ZM168 170V171H167ZM183 171L184 173H185V177H184V175H183V172H180V171ZM195 170H196V172H195ZM197 170H198V172H197ZM199 170H201V171H199ZM209 170H211V171H209ZM217 170H218V174L217 173H215V172H217ZM222 170H225V171H227V173L226 172H224V171H222ZM237 170V171H236ZM8 173H7V172ZM28 171H30V172H28ZM92 171V172H91ZM118 171V172H117ZM128 171V172H127ZM146 171H148V172H146ZM161 171H163L162 172V174L163 175H161ZM179 171V172H178ZM212 171H213V173H212ZM222 171V172H221ZM236 171V172H235ZM239 171V172H238ZM257 171V172H256ZM4 172L6 173V175L4 174ZM39 172V174H36V173H38ZM134 172V173H133ZM146 172V173H145ZM153 172V173H152ZM188 172H191L192 174L193 173H195V174H191L190 173V175L188 174H186V173H188ZM220 172V173H219ZM226 174H224V173ZM233 172H235V173H233ZM260 172V173H259ZM261 172H262V176L263 177H261ZM13 173V174H12ZM16 173V174H15ZM18 173V174H17ZM23 173V174H22ZM40 173H41V175H40ZM48 173V174H47ZM54 173H56L55 175H53ZM94 175V177L92 176V174ZM101 173H103L104 175H105V180H104V175L103 174H101ZM106 173V174H105ZM197 173H199V175L197 174ZM220 178V181H219V179H218V177L217 176H215V174ZM240 173V174H239ZM241 173L243 174V175H241ZM3 174H4V176H3ZM45 174H46V178H44L45 177ZM59 174V175H58ZM62 176H61V175ZM83 176H82V175ZM85 174H86V176L87 175H89V174H91V175H89V177H92V178H94V179H92V178H89L88 176L87 177H85ZM99 174V175H98ZM108 174V175H107ZM113 174V175H112ZM115 174V175H114ZM121 174V175H120ZM127 174L128 175H130V176H127ZM134 174H139V175H137V176H139V178H140V180H139V178L135 175V177H134V179L133 180H136L137 178H138V182L142 185V183H144L141 187H140V185H139V183H137V181H134L133 182V180L131 179V178H133V176H134ZM143 174V175H142ZM147 174V175H146ZM151 174V175H150ZM154 174H157V175H154ZM168 174H170V176L171 177H166ZM182 174V175H181ZM213 174V175H212ZM231 175V176H229V175ZM10 175V176H9ZM39 177H38V176ZM44 175V176H43ZM51 175V176H50ZM58 175V177H56ZM65 176V178H64V176ZM80 175H81V177H80ZM98 177H97V176ZM101 175H103V176H101ZM107 175V176H106ZM111 177H110V176ZM116 175H118V176H116ZM166 175V176H165ZM181 175V176H180ZM191 175H192V177H191ZM207 175V176H206ZM6 176V177H5ZM8 176V177H7ZM41 176V177H40ZM51 177V178H53V177H55V178H58L59 180V182L56 180V181H54L53 179H55V178H53L52 179V182L54 183V186L55 187H53V183H50L51 182V178L49 179L48 177ZM60 176V177H59ZM109 176V178H106V177H108ZM150 176H154V177H152V178H149ZM160 176H161V178H160ZM162 176H163V178L165 177V178H167L168 180H166L165 178L163 179L162 178ZM169 176V175H168ZM201 176H202V178H201ZM210 177V178H207V177ZM216 178H215V177ZM223 178H222V177ZM226 178H225V177ZM233 176H235L234 178H233ZM38 177V178H37ZM79 178V180H80V182L78 181V178ZM127 177H131V178H127ZM179 177H181V179L182 180H178V178ZM230 177V178H229ZM236 177H238V179L236 178ZM249 177L251 178V180L250 181H248V179H249ZM41 178V180H39ZM61 178H63V179H61ZM83 178V179H82ZM98 178H100V179H98ZM122 178V179H121ZM170 178H172V179H170ZM198 178L200 179V180H198ZM204 178V179H203ZM213 178H215V179H213ZM225 178V179H224ZM248 178V179H247ZM256 178V179H255ZM36 181H35V180ZM70 179V180H69ZM81 179L82 180H84V181H81ZM85 179H88V181L90 180V181H93V182H88V181H86ZM115 181H114V180ZM142 179V180H141ZM152 181H151V180ZM227 182H225L224 180ZM230 181H229V180ZM242 179H244L245 180V182H244V180H242ZM45 180V181H44ZM47 180V181H46ZM61 180V181H60ZM66 180H68V181H66ZM94 180H97V182H95ZM104 180V181H103ZM109 180V181H108ZM132 180V181H131ZM154 180H157V182H155ZM163 180V181H162ZM184 180V181H183ZM203 182H202V181ZM206 180V181H205ZM233 180V181H232ZM253 180V181H252ZM31 181H33L32 182V184H31ZM43 181V183H41V182ZM50 181V182H49ZM63 181L64 182H68V183H70L69 184V187H67L68 186V183H63ZM71 181V182H70ZM105 181H107V182H105ZM121 181H123V182H121ZM143 181V182H142ZM160 181V182H159ZM179 183H178V182ZM182 181V182H181ZM212 181V182H211ZM218 181V182H217ZM224 181V182H223ZM38 182H40V183H38ZM57 182V183H56ZM60 182H62V184L60 183ZM110 182H112V185L111 184H108V183H110ZM129 182H131V183H129ZM145 182H147V184L145 183ZM153 182V183H152ZM173 182V183H172ZM201 182H202V184H201ZM205 182H206V185L204 186L203 184H205ZM221 182H223V184L221 185ZM241 182V183H240ZM250 182H252L251 184H248V183H250ZM47 183H49V184H52V185H48ZM85 183H88V185L86 186V185H83V184H85ZM101 183H103L102 185H104V186H102L101 185ZM128 183V184H127ZM152 183V184H151ZM184 183V184H183ZM193 183V184H192ZM210 183H212V184H210ZM218 183V184H217ZM237 184V185H234V184ZM242 185L243 184V188H242V186H240V184ZM253 183H255V184H253ZM35 184V185H34ZM45 185V184H47L48 185V187L50 188H46V186H43V185ZM64 184V185H63ZM67 184V185H66ZM93 184V185H92ZM121 184V186L119 187V185ZM132 186H131V185ZM135 184H136V187H134L135 186ZM146 184V185H145ZM188 184H190L191 186L190 187H188L189 185ZM208 184V185H207ZM220 184V185H219ZM228 184V185H227ZM234 186H233V185ZM246 184H248V185H251L252 187H250V186H247V187H250V189L251 190H249V188L247 189L246 188V186H244V185H246ZM41 185V186H40ZM57 185V186H56ZM59 185V186H58ZM70 185H72L71 187H70ZM74 185V186H73ZM80 185H82V186H84L83 188L82 187H80ZM97 185V186H96ZM101 185V186H100ZM108 185H110V187H108L107 188V186ZM127 185H129L128 187H125V186ZM134 185V186H133ZM169 185H170V187H169ZM195 185V186H194ZM200 187V185H201V188H203L202 190L204 191V193H205V195H208L207 197L205 196V197H203V195H202V191H201V188H200V190H199V188L197 187ZM211 186L212 187V190H211V187H208V186ZM239 185V186H238ZM258 185V186H257ZM34 188H33V187ZM36 186H37V188H36ZM106 186V187H105ZM124 186V187H123ZM139 186V187H138ZM176 186V187H175ZM220 186V187H219ZM222 186H223V189H222ZM228 186V187H227ZM232 186V187H231ZM44 187V188H43ZM53 187V188H52ZM67 187V188H66ZM99 187H101V188H99ZM103 187V188H102ZM174 187V188H173ZM197 187V188H196ZM215 187H217L216 188V190L215 191H217V193H219V194H221L220 196H223V197H219L218 195L219 194H217V193H215L213 190H214V188ZM238 187H240L239 189H243V192L245 193H242V190H240L239 191V189H238ZM254 187H256V188H254ZM257 187H259V188H257ZM82 188V189H81ZM124 188V189H123ZM137 188V189H136ZM163 188V189H162ZM178 188H179V190H178ZM183 188V189H182ZM187 188V189H186ZM191 188V190L189 191L188 189H190ZM234 188V189H233ZM245 188V189H244ZM92 189V190H91ZM124 191H123V190ZM175 189V190H174ZM208 189L209 190H211V191H208ZM219 189V190H218ZM238 189V190H237ZM254 189V190H253ZM77 190V191H76ZM84 190H85V192H84ZM88 190V191H87ZM89 190H90V192H89ZM119 190L121 191V193L119 192ZM126 190V191H125ZM132 190V191H131ZM152 192H151V191ZM170 190L172 191V193H173V195H172V193H170ZM183 190V191H182ZM205 190H206V192H205ZM221 190H222V192H221ZM78 191H80V192H78ZM108 191H111V192H108ZM113 191V192H112ZM148 191V192H147ZM186 191H188V192H186ZM200 192V193H197V195H195L196 193L195 192ZM212 191H213V194H212ZM227 191V192H226ZM236 191V192H235ZM239 193H238V192ZM253 191V192H252ZM73 192L75 193V194H73ZM138 192V193H137ZM150 192V193H149ZM183 192V193H182ZM184 192H186V193H184ZM231 192H232V194H231ZM234 192H235V194L237 195H234ZM240 192H241V194H244V195H241L240 194ZM259 192V193H258ZM72 193V194H71ZM86 193H87V195H86ZM126 193V194H125ZM137 193V194H136ZM147 193H148V195H147ZM162 193V194H161ZM175 193H178L179 195H181V196H179L178 194H177V196H175ZM203 193V194H204ZM71 194V195H70ZM130 194V195H129ZM154 194V195H153ZM168 194V196L170 197V199H169V197L168 196H165V195H167ZM189 194V195H188ZM222 194H224V195H222ZM226 194H228V195H226ZM239 194H240V196H239ZM247 194V195H246ZM252 194V196H253V194L255 195V196H253V198L251 199V198H248L249 197V195H251ZM66 195H69V196H71V197H69V198H65L66 197ZM78 195H80L79 197H78ZM99 195V196H98ZM106 195H107V198H106ZM111 195H112V197H111ZM129 195V196H128ZM135 195V196H134ZM139 195V196H138ZM141 195V196H140ZM144 195V196H143ZM187 195V196H186ZM194 195V196H193ZM61 196H65L64 198L65 199H63V197H61ZM94 196H96V197H94ZM102 196H103V198H105L104 200H102ZM124 196V197H123ZM132 196H134L133 197V199H132ZM173 196V197H172ZM218 196V197H217ZM228 196H229V198H228ZM242 196H244V200H243V197ZM246 196V197H245ZM251 196V197H252ZM73 197V198H72ZM78 197V198H77ZM128 197V198H127ZM131 197V198H130ZM139 199H138V198ZM154 197V198H153ZM162 197H163V199H162ZM179 197V198H178ZM181 197V198H180ZM190 197V198H189ZM209 197H210V199H209ZM220 198V199H216V198ZM235 197V199H232V198H234ZM71 198V201L69 200ZM100 198V199H99ZM126 199V202L124 201V199ZM135 198V199H134ZM173 198V199H172ZM191 198H193V200L191 199ZM195 198V199H194ZM222 198H224V200L222 199ZM240 198L242 199V200H240ZM115 199V200H114ZM137 199V200H136ZM142 199V200H141ZM154 199V200H153ZM192 201H190V200ZM252 200L251 201V203L249 202V200ZM66 200V201H65ZM74 200V201H73ZM90 200H92V201H94L95 203H98V204H94V202H92V201H90ZM133 200L135 201V202H133ZM141 200V201H140ZM151 200H153V201H151ZM178 200V201H177ZM185 200V201H184ZM197 202H196V201ZM216 200V201H215ZM113 201V202H112ZM127 201H128V203H127ZM161 201V202H160ZM167 201V202H166ZM169 201V202H168ZM175 201V202H174ZM187 201H189V202H187ZM201 201V202H200ZM206 201H207V203H206ZM228 202L227 204H226V202H225V204L224 203H222V202ZM242 201H244V203L246 202L248 205H246V203L244 204ZM67 202V203H66ZM113 203V205L114 206H112V203ZM114 202H115V204H114ZM148 202H150V204L148 203ZM154 204V205H152V203ZM155 202V203H154ZM158 202V203H157ZM203 202H205V203H203ZM219 204H218V203ZM235 202V203H234ZM258 202V203H257ZM68 203H70V204H68ZM77 203H78V205H77ZM105 203V204H104ZM110 203H111V205H110ZM118 203V204H117ZM120 203V204H119ZM180 203V204H179ZM186 203L188 204V203H190V204H188V206L186 205ZM202 203V204H201ZM239 203L240 204H242V205H239ZM257 203V204H256ZM75 204V205H74ZM88 204V205H87ZM103 205V207H102V205ZM124 204H126V205H124ZM131 204V205H130ZM139 204V205H138ZM149 204V205H148ZM160 204V205H159ZM192 204V206H190ZM198 204V205H197ZM231 204V205H230ZM232 204H234V206L232 205ZM244 204V205H243ZM99 205V206H98ZM110 205V206H109ZM121 205H123V206H125V208L124 209H126L127 208V211L129 210V214L128 215H131L132 216V218L130 219V221L132 222V220L135 218L137 221H135V219H134V221L135 222H137L136 224H134L135 222L133 221L132 223L131 222H129V216L128 215H126V212L127 211H120L119 212V207L121 206ZM151 205V207H149ZM179 205H181V206H179ZM226 205V206H225ZM227 205H228V207H227ZM111 206H112V208H111ZM127 206V207H126ZM132 208H130V207ZM133 206H134V209H133ZM155 206V207H154ZM164 206H166V208L164 207ZM168 206H170L171 208H173V209H171L170 207H168ZM240 206H242V207H240ZM100 207H102V208H100ZM110 207V208H109ZM117 207V208H116ZM128 207H129V209H128ZM162 207V208H161ZM164 207V208H163ZM183 207V208H182ZM184 207H185V209H184ZM233 207V208H232ZM240 209H239V208ZM251 207V208H250ZM105 208V209H104ZM107 208H109L108 210H107ZM115 208V209H114ZM140 208V209H139ZM150 210H149V209ZM154 208V209H153ZM159 208V209H158ZM181 208V209H180ZM188 208H189V211H188ZM223 208V209H222ZM249 208V209H248ZM100 209H102V210H100ZM194 209V210H193ZM225 209V210H224ZM229 209H232V211L230 212V210ZM233 209H235V210H233ZM107 210V211H106ZM111 210V211H110ZM116 210H118V214H117V212H115ZM120 210H122V206H121V209ZM132 210H136V211H133V212H135V214L137 215V216H142L143 217V215H145L144 217H145V219H143L142 217V219L141 218H139V217H135V214L134 213H132V212H130V211H132ZM142 211V212H140V211ZM152 210V211H151ZM156 210V211H155ZM161 210V211H160ZM167 210V211H166ZM199 210V211H198ZM238 210V211H237ZM149 211H151V212H149ZM193 212V214L192 213H187V212ZM216 211V212H215ZM234 211V212H233ZM104 212H106V213H104ZM111 212V213H110ZM159 212H161V216H160V214H159ZM164 212L166 213H170V214H168V216H167V214H164ZM233 212V213H232ZM241 212H244V213H241ZM250 212V213H249ZM113 213V214H112ZM115 213V214H114ZM119 213H120V215H119ZM123 213V214H122ZM144 213H146V214H144ZM148 213V214H147ZM153 215H152V214ZM175 213V214H174ZM188 215H187V214ZM111 214L112 215H114V216H111ZM123 216H122V215ZM133 214H134V216H133ZM138 214H142V215H138ZM151 214V215H150ZM155 214V215H154ZM172 214H174V215H177V216H175V217H171L172 216ZM179 214V215H178ZM186 214V215H185ZM242 214V215H241ZM148 215H149V217L150 218H148ZM164 215V216H163ZM173 215V216H174ZM184 215V216H183ZM198 215V216H197ZM119 216H120V220L121 221H124L125 223H130V225H133V226H135V227H131L129 224H127V227H123V226H125L126 224L123 222H121L120 220H118L119 219ZM125 216H127V217H125ZM130 216V217H131ZM161 217V219L159 218V217ZM187 216L188 217H190V219L192 218L193 219V221L191 222L190 221V219H187ZM204 218H203V217ZM216 216V217H215ZM228 216V217H227ZM104 217V219H102ZM111 219H110V218ZM116 217H118V219L116 218ZM124 219H123V218ZM134 217V218H133ZM151 217H153L152 219H154L153 221H149V220H152L151 219ZM168 217V218H167ZM182 217H183V219H182ZM219 217H220V220L221 221H219L218 219H219ZM92 218V219H91ZM109 218V219H108ZM113 218H114V220H115V218H116V220L117 221H119V222H115L114 220H113ZM127 219V221L128 222H126V219ZM146 218H148V219H146ZM161 220H159V219ZM164 218V219H163ZM177 219V220H180L179 222V224L178 223H176V224H173V221L175 220V219ZM200 218H202V220L200 219ZM229 218H232V219H229ZM95 219V220H94ZM123 219V220H122ZM157 221H156V220ZM166 219H168L167 221L169 222V223H164V221L166 220ZM191 219V220H192ZM109 222V220L112 222V220H113V222H115L116 224L117 223H119L121 226H119L118 227V225L119 224H117V226L115 225V223H113L114 224V226L111 224L110 226L112 227V229H111V227H108V228H106L107 226H109V223H111V222H107V221ZM140 220V221H139ZM159 220V221H158ZM177 220H175L174 222H176ZM97 221H99V223L97 222ZM101 221V222H100ZM102 221H104V222H102ZM143 221H145L146 223H142L141 224V222H143ZM167 221H165V222H167ZM201 221V222H200ZM213 221V222H212ZM105 222L108 224H105ZM147 222H148V225L149 226H147L146 224H147ZM154 222H157V224L156 223H154ZM186 222V223H185ZM216 222V223H215ZM98 223V224H97ZM104 223V224H103ZM122 223V224H121ZM124 224V225H123ZM141 224V225H140ZM143 224L145 225V227H142L143 226ZM162 224V225H161ZM168 224H170V225H168ZM217 224V225H216ZM220 224V225H219ZM222 224V225H221ZM103 225H106L105 227L103 226ZM139 227H138V226ZM153 225V226H152ZM161 227H160V226ZM166 225V226H165ZM175 227H174V226ZM176 225H181L180 227H178V229L177 230H179L180 231V228L183 226H185L184 228H186V230H184V228H181V230H183V231H180V236H179V233H178V231H176V229L175 228H177L176 227ZM149 227V229L147 228V227ZM165 226V229L163 228ZM173 226V227H172ZM102 227H104L103 229H102ZM116 227H118V228H120V230L117 228L116 230L117 231H119V232H117L116 230H114L115 232H113V229H115ZM128 227L129 228H135L134 230L132 229H130V231H129V229H128ZM137 227V228H136ZM150 227L151 228H153V229H150ZM154 227H157V230L154 228ZM168 229H167V228ZM188 227V228H187ZM210 227H213L212 229L210 228ZM99 228H101L100 230L102 231V232H104L105 234H104V237L102 236V238H101V235L103 234L101 231H97V230H99ZM105 228L107 229V230H111L112 232H105V231H107V230H105ZM123 228H126V229H123ZM144 228H147V229H144ZM158 228H160V229H158ZM166 231V232H168V233H170V234H166V232H164V230ZM171 228H173L174 230H171L170 232H169V230L171 229ZM138 229H141L142 231L143 230H148V232H142L141 230H139V232H138ZM207 229V230H206ZM211 229V230H210ZM223 229V230H222ZM246 229V230H245ZM104 230V231H103ZM129 231L128 232V234H127V231ZM150 230V231H149ZM155 232V231H157L158 232V234H155L153 231ZM210 230V231H209ZM213 230V231H212ZM125 232V234H123L124 232ZM132 231V232H131ZM140 231L142 232V233H140ZM160 231H161V234L162 235H159L160 234ZM164 232V234H163V232ZM187 232L186 234L184 233V232ZM237 231V232H236ZM116 232H117V234H116ZM123 234V235H120L121 233ZM133 232H136L135 234H133ZM156 232V233H157ZM174 232V233H173ZM177 232V233H176ZM220 232V233H219ZM109 234V235H107V234ZM120 233V234H119ZM129 233H131V235L129 234ZM145 235H144V234ZM147 233V234H146ZM149 233H150V235H149ZM153 233V234H152ZM189 233V234H188ZM191 233H193V235L191 234ZM196 233V234H195ZM209 233H210V235H209ZM232 233V234H231ZM94 234H96V235H98V237L96 236V235H94ZM99 234H101V235H99ZM119 234V235H118ZM133 234V235H132ZM140 234V237L141 238H139V237H137L138 235ZM142 234L146 237H144L143 236V238H142ZM175 234V235H174ZM184 234V235H183ZM213 236H212V235ZM225 234V235H224ZM231 234V235H230ZM113 235V236H112ZM128 235V236H127ZM147 235V236H146ZM167 235V236H166ZM173 235V236H172ZM186 235V237H184ZM191 235V236H190ZM217 235H220L219 236V238H218V236ZM260 235V236H259ZM100 236V237H99ZM115 236H116V238H115ZM118 236H120V237H118ZM121 236L123 237V236H125V237H123V238H121ZM126 236H127V238H126ZM130 236H132V238L130 237ZM149 236V237H148ZM151 236V237H150ZM156 239L155 240V242H154V239H153V237ZM157 236V237H156ZM170 238H169V237ZM177 236H179V238L177 237ZM231 236V237H230ZM136 237V239H138L137 241H134L133 239ZM173 237V238H172ZM174 237H175V239L176 240H171V239H174ZM208 237H210V238H208ZM225 237V238H224ZM228 237H229V239H228ZM97 238H100V239H98V241H97ZM111 238V239H110ZM113 238V239H112ZM128 238H130V239H132V240H130V239H128ZM148 238H149V240H148ZM150 238H152V239H150ZM166 238V239H165ZM170 240H169V239ZM182 238H184V240L182 239ZM190 238V239H189ZM216 238V239H215ZM226 238H227V240H226ZM108 240L109 241V244L111 243V245H109L108 246V244H106L107 246L106 247H104V243H108L107 241H105V240ZM110 239V240H109ZM142 239V240H141ZM148 241H147V240ZM168 239V240H167ZM179 239V240H178ZM187 241H186V240ZM206 239H208V240H206ZM220 239V240H219ZM262 239V240H261ZM99 240H101L100 241V243H98L99 242ZM118 240V241H117ZM125 240V241H124ZM139 240H140V242L141 243H143V246H142V244L141 243H139ZM151 240V241H150ZM157 240H159L158 242H156ZM162 240H164V242H162ZM181 240V241H180ZM215 240V241H214ZM223 240H225V244H224V241ZM229 240V241H228ZM240 240V241H239ZM123 241V242H122ZM142 241H144V242H142ZM147 241V242H146ZM180 241V242H179ZM201 241H202V244L204 245H200V243H201ZM232 241H233V243H232ZM235 241V242H234ZM115 242H116V244L118 245V247H117V245L115 244ZM119 242V243H118ZM135 242V243H134ZM150 242V243H149ZM151 242H152V244H151ZM154 242V243H153ZM261 242V243H260ZM121 243V244H120ZM139 244V245H136V244ZM157 243V244H156ZM160 243H162V244H160ZM197 245H195V244ZM239 243V244H238ZM101 246V248H100V246ZM149 244H151V245H149ZM165 244V245H164ZM173 244V245H172ZM182 244V245H181ZM224 244V245H223ZM259 244V245H258ZM264 244V243H263ZM103 245V246H102ZM116 245V246H115ZM121 245V246H120ZM146 247H145V246ZM148 245V246H147ZM161 245V246H160ZM178 245L179 246H184V251L186 250V253H185V255L183 254V252L181 253L180 251H183V250H181L180 249V247H178ZM195 245V246H194ZM206 245L207 246H209V247H211L210 249L208 248L207 249V247H206ZM213 245H215V246H213ZM151 246V247H150ZM153 246V247H152ZM162 246H165V247H169L168 249H166L165 247H163V248H165L166 250H163V248H162ZM178 248H177V247ZM193 246V247H192ZM224 246H225V248H224ZM235 248H234V247ZM260 249H257V247ZM260 246V247H259ZM117 247L118 249H115V248ZM120 247H122V248H120ZM143 247V248H142ZM145 247V248H144ZM148 247V248H147ZM170 247H171V249H170ZM193 249H195V251L193 252V250H191V248ZM197 247H202V248H197ZM221 247V248H220ZM113 248H114V250H113ZM162 248V249H161ZM182 248V247H181ZM186 248V249H185ZM256 248V250H254ZM122 249V250H121ZM173 249V250H172ZM187 249H189L188 251H187ZM204 249L206 250H210V252L209 251H207V252H204ZM218 249V250H217ZM107 250V251H106ZM190 250H191V252H190ZM200 251V253H201V251H202V253L203 254H201L200 255V253H199V251ZM212 250H214L213 252H212ZM233 252H232V251ZM261 250H263V252L261 251ZM104 251V252H103ZM168 251V252H167ZM197 251V252H196ZM217 251V252H216ZM220 253H219V252ZM227 251V252H226ZM253 251H255V252H253ZM122 252H123V254L124 255H127V256H124L123 254H122ZM165 252V253H164ZM209 252V253H208ZM242 252V253H241ZM105 253H107L106 255H104ZM112 253V254H111ZM208 253V254H207ZM213 253H214V255H213ZM254 253V254H253ZM108 254H109V256H108ZM122 254V255H121ZM139 254H141L140 256H139ZM182 254V255H181ZM204 254H205V257H204ZM209 255V258H208V256L207 255ZM212 254V255H211ZM225 254V255H224ZM232 254H234V255H232ZM251 254H252V257H251ZM111 255V256H110ZM113 255H116V257L115 256H113ZM129 255V256H128ZM133 255H136V257H134ZM180 255V256H179ZM184 255V256H183ZM197 255V256H196ZM200 257H199V256ZM222 255H224L223 256V258L221 257ZM260 256V257H258V256ZM263 255V256H262ZM126 257V258H124V259H122V258H120V257ZM133 257V260H135V261H133L132 260V257ZM139 256V257H138ZM178 256V257H177ZM183 256V257H182ZM195 256V257H194ZM201 256L203 257V258H201ZM206 256H207V258H206ZM107 257V258H106ZM114 257V258H113ZM131 257V258H130ZM137 257L138 258H140L139 260H137ZM159 257V258H158ZM162 257V258H161ZM180 257V258H179ZM189 257H191V258H189ZM197 257H199V259L197 258ZM228 257V258H227ZM245 257V258H244ZM112 258V259H111ZM119 258V259H118ZM129 258V259H128ZM135 258V259H134ZM155 258V259H154ZM157 258L158 259H160V261L159 260H157ZM177 258V259H176ZM185 258V259H184ZM195 258V259H194ZM205 258V259H204ZM215 258V259H214ZM221 259V261H219L220 259ZM246 258L248 259L247 261H246ZM251 258V259H250ZM253 258V259H252ZM255 258V259H254ZM114 259V260H113ZM118 259V260H117ZM121 259V260H120ZM126 259H128V260H126ZM131 259V260H130ZM142 259H144L145 260V262H144V260H142ZM154 259V260H153ZM179 259V260H178ZM201 259H203L202 261H201ZM212 259H214V261H212ZM117 260V261H116ZM137 260V261H136ZM142 260V261H141ZM155 260H157V261H155ZM187 260V261H186ZM208 260V261H207ZM107 261V262H106ZM217 261H219V262H217ZM138 262V263H137ZM144 262V263H143ZM177 262H179V263H177ZM190 262V263H189ZM203 262H205V263H203ZM257 262V263H256ZM115 264V263H114Z\"/></svg>",
    "mask_w": 264,
    "mask_h": 264
},
{
    "label": "bare ground",
    "instance_id": "obj_2",
    "mask_svg": "<svg viewBox=\"0 0 264 264\" xmlns=\"http://www.w3.org/2000/svg\"><path fill=\"white\" fill-rule=\"evenodd\" d=\"M93 1L94 0H2V1H0V7H1V9H0V32L1 33H3V32H6L5 33V35L7 34V33H11L12 35H15V36H17V37H19L21 40H22V42H23V44L25 45V48L27 49V51L30 53V48H31V51H33V53L34 52H38L39 51V54H40V52H42V56H44V57H42V65L44 66V68H45V71L47 70V69H49L50 68V66H52L53 68H54V66H53V60L52 59H54V58H50L49 57V55H48V52H50L49 50H51V44L53 43V40L55 39V41H57L56 40V35H62L63 33L64 34H66V32H68V34H66L67 36H64L63 38H64V40L65 39H67V40H70V41H68V45H67V47H69L70 45V50H71V54H74V55H72L71 56V54L69 55L70 57V61L68 62V63H66V72H63V71H61V72H59V73H57V75H56V77H55V85H56V88H55V90H53L54 91V94H56V95H58V97H59V95H61V94H67L68 96L69 95H72L71 97H73V95H75V94H78V93H82V92H84L85 91V86H86V83H88V82H86L85 83V81L88 79V75H89V69L88 68H90L91 66L92 67H94V66H96V68L99 70V71H101V73H103V75L105 74V76H108L109 74H108V71H111V70H113V73H118L119 75L121 74V75H123V74H125V69H126V66H131V65H133L134 63H136V60H135V58L137 57V55L139 54L140 55V53L142 52L141 50H144V48H143V45H144V43H147L146 41H149V38H150V32H154L153 34H155L154 36H156L157 34H158V37H159V39L158 40H156L155 39V41H154V43H156L157 42V44H159V43H161V45H162V41H164L163 40V38H162V41H161V35L159 36V34H160V32L162 31L161 30V27L163 28H168L169 29V27L171 26L170 25V23H168L169 25H167V26H169V27H167V26H162L161 25V27L158 29H156L155 30V27H154V25L156 24L155 23V21H154V19H158V17L157 18H155L154 17V19H153V14L152 13H154L155 11L154 10H151V8L153 7V6H151V7H149L148 5H151V4H153V3H151L152 2V0H148V2L149 3H151V4H143L144 6L145 5H147L148 7H142V11L140 10L141 8H139L140 6H142V3H143V1L144 0H142V3H141V5L139 4V7H137L140 11H137V8H136V10H130V8H128V10H126V11H121V12H119V13H116V14H114L112 17H111V19H110V21H109V23H107V24H99L98 22V14H97V12H98V10H97V12H92V10H93V7H92V4H93ZM97 1V0H96ZM95 1V2H96ZM124 1H126V0H124ZM147 1V0H146ZM151 1V2H150ZM155 1V0H154ZM159 1V0H158ZM165 1V0H164ZM104 2H105V0H104ZM114 2V1H113ZM123 2V1H122ZM228 2H229V5L228 6H225V7H222V6H219V2H218V0H217V2L216 1H213V4L214 3H217L218 4V6H214V7H211V9H210V11H208V10H204L203 12H199V11H195V10H198V9H195V10H187V11H185V12H181V9L179 8V10L180 11H178V12H180V13H178V15H180V22H177V24H176V22L174 23V22H171V24L172 23H174L173 25H177V26H180V29H182L184 32H183V35H180V36H175L176 38H178V45H179V49L180 50H174L173 49V51H174V54H175V58H176V60H177V62H178V65H179V63L180 64H182V65H184V67L186 68V67H188L189 68V70H190V76L188 77V78H186V74L184 75V74H182V75H184V78H186V79H183V81H182V86H183V84L184 85H186V89L185 88H183V89H185V90H182L181 89V87H180V85H179V87H180V89H177V88H174V90L175 89H177V90H181V91H178V93H177V95H178V97L180 96L179 95V93H181V95L183 94V96H187L188 97V95H189V97H188V99H186V100H189L191 103H188V101H186V103L185 102H183L182 104H178L177 105V107L178 108H176V109H178V111H192L191 113H190V115L192 114V113H195V111H201V113L204 111V112H206V114H207V112L208 113H210L209 111H208V108L205 110L204 109V107L203 108H200V106H199V108L201 109H199V108H197L196 106H198L199 105V101H200V99H198V98H196L198 95L200 96H202L203 97V94H206L207 93V87H211V88H213V89H215L216 90V92L215 91H213V89H210V91H213V92H215V93H217V95H215L216 97L215 98H212L211 100H213V104H214V107H213V112L215 111H243V115H244V112H247V111H249L248 112V114L246 115V116H241V117H243L242 119H240L239 121H237V122H234L233 124H229L230 122H227V123H219V122H221V121H223L225 118H223L222 116H221V121H220V119H219V122H217V123H219L218 124V126L216 125V126H214L215 128H213V126H212V130H211V127L209 128V130L206 132V134H208V132L210 131H212L213 133H211V134H208V135H214L213 137H211V138H209V139H206L203 143H202V153L204 154V153H206L204 156H206V158L208 157V155L209 154H211L212 152H215V151H217V150H219L220 148H221V150H222V147H224V146H227V145H229V147L230 146H233L234 147V145L236 144V142H238V145H240V146H243V142H245V145H247L246 143H250L251 142V139L248 141V142H246V141H244V139L246 138V135H250V137L252 138V137H255L256 139L254 140L255 142H256V150H257V153H258V156L257 155H252V154H254V153H251V156L253 157L252 158V160H250V162L253 164L254 163V161H256V160H254V159H256L257 157H261V164H262V166H263V168L262 169H260L261 168V165H260V171H262V170H264V85H263V88L259 91V92H257L256 90V93H258V95H256V96H254L253 94H251L252 92V88L255 86V84H256V82H259V81H261L262 80V78L264 77V0H228ZM97 3V2H96ZM96 3H94V4H96ZM120 3H121V1H120ZM136 3V2H135ZM156 4H157V1L155 2ZM191 3V2H190ZM212 3V2H211ZM129 4V3H128ZM137 4H138V2H137ZM113 6H115L114 4H112ZM112 5H110V1L109 0H106V3H104V8H102V10L104 11V10H106V11H108L109 9H110V6H112ZM125 5H127V3L125 4ZM124 5V6H125ZM207 5V4H206ZM96 6V5H95ZM95 6H94V8H95ZM113 6H112V9H113ZM131 6V5H130ZM135 6V5H134ZM133 6V7H134ZM160 7H161V5H159ZM163 6H164V3H163ZM155 7V6H154ZM160 7H158V8H160ZM206 7V6H205ZM100 8H101V6H100ZM121 8V7H120ZM123 8V7H122ZM96 9V8H95ZM119 9V8H118ZM127 9V8H126ZM134 9H135V7H134ZM153 9V8H152ZM155 9H157V8H155ZM101 10V9H100ZM102 10L101 11H99V14H100V12H102ZM159 10H161V12L160 13H163V15L164 14H166V13H164L163 11H162V7H161V9H159ZM158 10V11H159ZM171 9H169V12H171L172 10H173V8H172V10L170 11ZM177 10V9H176ZM94 11V10H93ZM113 11V10H112ZM157 11V10H156ZM182 11H183V9H182ZM206 11H208V12H206ZM109 12V11H108ZM107 13V12H106ZM105 13V11H104V16H103V18L105 17V16H107V15H105L106 14ZM156 13L157 12H155V15H156ZM168 13V12H167ZM173 13L175 14L176 12H174V10H173ZM107 14H109V13H107ZM157 14H159V13H157ZM101 15H102V13H101ZM176 15V14H175ZM174 15V16H175ZM159 16V15H158ZM160 17V16H159ZM102 18V17H101ZM102 18V19H103ZM166 18V16L164 17V19ZM174 19L175 17H171V19ZM124 19H126V22H137L139 25H137V27H136V30L138 29L139 30V32L141 33L140 35H141V38L140 39H134V41H132V43L128 46V48H126V49H121L120 50V52L118 53V54H114V55H111V53L109 52V55H107L106 54V44H105V41L106 40H108V41H110L111 40V36H110V30H109V28H108V26H110V23H112L113 24V27H111L110 29H113L115 26V28H116V31H117V29H118V27H117V25H119L120 23H121V21L122 20H124ZM172 19V20H173ZM71 20H75V21H80V25L78 26V28L77 29H75L74 28V30H68V31H66V30H64L63 29V26L64 25H66L67 26V23L68 22H64V21H70L71 22ZM106 20V19H105ZM168 18H167V20H164V21H167L168 22ZM172 20H169V22L170 21H172ZM64 22V23H66V24H63V26H62V29L61 28H58V24L57 23H60V22ZM74 21V22H75ZM157 21H159V20H157ZM174 21V20H173ZM243 21H246V23H245V26L243 25ZM126 22H122V24H125ZM163 23V22H162ZM162 23H160V24H162ZM166 22H164V24H165ZM72 24H73V22H72ZM76 25V24H75ZM115 25V26H114ZM121 25V24H120ZM130 25V24H129ZM128 25V26H129ZM175 25V26H176ZM61 26V25H60ZM59 26V27H60ZM74 26V25H73ZM72 26V27H73ZM132 26H133V24H132ZM174 26V27H175ZM67 27H69V26H67ZM130 28H132L131 26H129ZM65 28V27H64ZM164 28H163V30H164ZM173 27L171 26L170 27V30L172 29ZM58 29H59V31L60 32H58ZM61 29V30H60ZM66 29V28H65ZM174 29V28H173ZM62 30H64L63 31V33L62 34H59V33H61L62 32ZM126 30V29H125ZM135 30V29H134ZM69 31H71V35H69ZM166 31H168V30H166ZM72 32H73V34H72ZM112 32H114V29L112 30ZM119 32V31H118ZM118 32L116 33V32H114V33H112L111 35H116V34H118ZM120 32H122L121 30H120ZM132 32H134V31H132ZM137 32V31H136ZM162 33V32H161ZM167 33V32H166ZM173 33V32H172ZM175 34H177V32L175 33ZM31 35H35L33 38H30V36ZM132 36L134 35L133 33L131 34ZM139 35V34H138ZM137 35V36H138ZM71 36V37H70ZM122 34H121V38H122ZM170 36V35H169ZM67 37H69V39L67 38ZM157 37V38H158ZM59 38H61V37H59ZM115 38H117V37H115ZM114 38V39H115ZM121 38H120V40H121ZM175 38V39H176ZM0 39H1V37H0ZM114 39H112L113 41H114ZM153 39V38H152ZM174 39V40H175ZM60 40V39H59ZM116 40V39H115ZM123 40V39H122ZM126 40H128V39H126ZM130 40H131V38H130ZM167 40H169V39H167ZM177 40V39H176ZM108 41H106V43H108ZM119 41V40H118ZM129 41V40H128ZM128 41H126V42H124V40L122 41L123 43H125V45H126V43L128 42ZM52 42V43H51ZM57 42H59V41H57ZM122 42H120L119 41V47H124V44L122 43ZM151 42H153V40L151 41ZM165 43H166V39H165V41H164ZM168 42L170 43L169 45L170 46H172L171 45V42H170V40L169 41H167V44H168ZM54 43H56V42H54ZM115 43V42H114ZM123 44V45H121L120 46V44ZM130 43V42H129ZM128 43V44H129ZM164 43V44H165ZM60 44V43H59ZM117 44H116V46H117ZM127 44V45H128ZM148 44H151V43H148ZM163 44V46H165ZM53 45V44H52ZM151 45H153V44H151ZM160 45V44H159ZM174 46V45H173ZM57 47V46H56ZM115 46L113 45V48H114ZM143 49H142V48ZM148 47V46H147ZM160 47V49H161V46H159ZM166 47V46H165ZM61 48V47H60ZM152 48V47H151ZM167 48H169V49H167L166 51V53H168V54H170L171 53V49L173 48V47H167ZM115 49V48H114ZM118 48H116V50H117ZM145 49H146V46H145ZM58 50V49H57ZM108 50V49H107ZM116 50H114V51H116ZM149 50H150V48H149ZM154 50V49H153ZM159 50V49H158ZM53 51H55V50H53ZM53 51H52V53L51 54H53ZM61 51V50H60ZM109 51H110V47H109ZM111 51H113V50H111ZM118 51V50H117ZM58 52V51H57ZM63 52V51H62ZM145 52V51H144ZM3 53V52H2ZM55 53V52H54ZM108 53V52H107ZM113 53V52H112ZM143 53V52H142ZM146 53V52H145ZM149 53V51L147 52V54ZM166 53H163V54H165L166 56H169V55H167ZM38 54V55H39ZM162 54V55H163ZM30 55H32L31 53H30ZM36 55V54H35ZM155 54H153V56H154ZM60 56V55H59ZM58 56V57H59ZM63 56V55H62ZM146 56V55H145ZM158 56V55H157ZM165 56V57H166ZM171 56V55H170ZM41 57V56H40ZM39 57V58H40ZM53 57V56H52ZM55 57V56H54ZM155 57V56H154ZM26 58V57H25ZM24 58V59H25ZM60 58H61V56H60ZM60 58H58L59 60H61L62 61V59H60ZM65 58V57H64ZM69 58H67V59H69ZM141 58H142V56H141ZM174 58V59H175ZM28 59V58H27ZM155 59H157L156 57H155ZM163 59V56H162V58H160V60H162ZM166 59V58H165ZM165 59H163V60H165ZM171 59V58H170ZM55 60V59H54ZM57 60V59H56ZM139 60H141V59H139ZM138 59H137V61H139ZM171 60H173V59H171ZM170 60V61H171ZM39 61V60H38ZM144 61V60H143ZM148 61V58L146 59V61H144V62H147ZM152 61V60H151ZM156 61H158V60H156ZM156 61H153V63L155 62V63H157ZM31 62V61H30ZM54 62H56V61H54ZM140 62H142V61H140ZM144 62H142L141 64L143 65V63ZM162 62V61H161ZM177 62H175V64L177 63ZM18 63H19V61H18ZM57 63V62H56ZM64 63V64H65ZM139 62H137L135 65H137ZM168 63H169V60H168ZM32 64H34V63H32ZM63 64V65H64ZM141 64L139 63L138 65H140V69L141 70H143L144 68H141V67H144V65L143 66H141ZM150 64V63H149ZM148 64V65H149ZM166 64V63H165ZM31 65V64H30ZM60 65V64H59ZM94 65V66H93ZM135 65H133L130 69H126L128 72H129V74H131V72L130 71H132V68L135 66ZM137 65V66H138ZM161 65V63L160 64H156V66L157 67H159V66ZM169 65V64H168ZM167 65V66H168ZM173 66L172 68H176V67H180V66ZM56 66V65H55ZM151 66V65H150ZM152 66H153V64H152ZM162 66V65H161ZM160 66V67H161ZM35 67V66H34ZM56 67H58V65L56 66ZM64 67V66H63ZM149 66H147V68H148ZM154 67V66H153ZM153 67H151L152 69H153ZM159 67V68H160ZM183 66L182 67H180L181 68V70H182V68H184ZM59 68V67H58ZM109 68V69H108ZM128 68V67H127ZM135 68V67H134ZM150 68V67H149ZM150 68V69H151ZM156 68V67H155ZM159 68H157V69H159ZM162 68V67H161ZM160 68V69H161ZM185 68L182 70V71H186L185 70ZM56 69V68H55ZM91 69V68H90ZM140 69H137V70H139L140 71ZM51 69H49V70H47V72L48 71H50ZM136 71V69H133V71ZM169 70H172L171 68L169 69ZM178 69H176V71H177ZM181 70H178V71H180L181 72ZM189 70L187 71V72H189ZM40 71V70H39ZM44 71V72H45ZM98 71V73H100ZM126 71V74L128 73ZM139 71H137L136 72V74L137 73H139ZM145 71V70H144ZM144 71H141L143 74H144ZM153 71V70H152ZM156 71V70H155ZM163 71V70H162ZM161 71V72H162ZM36 72H37V70H36ZM46 72V73H47ZM51 72V71H50ZM52 72H54V71H52ZM96 72H97V70H96ZM141 72H140V74H141ZM146 72V71H145ZM154 72V71H153ZM187 72H185V73H187ZM16 73V72H15ZM147 73V72H146ZM163 73V72H162ZM172 73H173V71H172ZM17 74V73H16ZM151 74H152V72H151ZM158 75H160V77H161V74H159V73H157ZM174 74V73H173ZM100 75V74H99ZM102 75V74H101ZM100 75V76H101ZM117 75V74H116ZM133 76L135 75V72L132 74ZM132 75H131V77H132ZM139 75V74H138ZM145 75V74H144ZM154 75H155V73H154ZM166 75V74H165ZM178 75V74H177ZM177 75H175V77L177 76ZM30 76H32V75H30ZM38 76V75H37ZM42 76V75H41ZM125 76V75H124ZM129 76V75H128ZM125 77V79L127 78V80L129 81V77ZM146 76V75H145ZM173 76V75H172ZM26 77V76H25ZM33 77V76H32ZM44 77V76H43ZM90 77V76H89ZM138 77V76H137ZM154 77V76H153ZM159 77V78H160ZM166 77V76H165ZM170 77V76H169ZM183 77V76H182ZM35 78H37V77H35ZM92 78V77H91ZM103 78H106V77H102V79ZM163 79L162 80H164V77H162ZM177 78V77H176ZM175 78V79H176ZM34 79V78H33ZM168 80V78H165V80ZM170 79H173V77H170L169 78V80ZM32 80V79H31ZM36 80V79H35ZM39 80V79H38ZM42 80V79H41ZM93 80V79H92ZM98 80H99V78H98ZM122 80V79H121ZM146 80L148 81V79H147V77H146ZM153 80H157L156 78L155 79H153ZM161 80V78H160V81H162ZM168 80V81H169ZM176 80H178V79H176ZM22 81V80H21ZM37 81V80H36ZM40 81V80H39ZM96 82H97V80H95ZM116 81V80H115ZM126 81V80H125ZM134 81V80H133ZM174 81V80H173ZM5 82V81H4ZM101 82V81H100ZM122 82V81H121ZM127 82V81H126ZM132 82V81H131ZM137 81H135V83H136ZM153 82V81H152ZM167 82V81H166ZM170 82H172L171 80H170ZM175 82V81H174ZM173 82V83H174ZM184 82V83H183ZM264 82V81H263ZM263 82H261L262 84H264ZM6 83V82H5ZM27 83H29L28 81H27ZM34 83V82H33ZM32 83V84H33ZM36 83V82H35ZM34 83V84H35ZM98 83V82H97ZM116 83V82H115ZM129 83V82H128ZM139 83V82H138ZM169 83V82H168ZM177 83V82H176ZM181 83V82H180ZM4 84V83H3ZM45 84H46V82H45ZM118 84V83H117ZM121 84V83H120ZM132 84V83H131ZM153 84V83H152ZM156 84H157V82H156ZM170 84V83H169ZM40 85V84H39ZM39 85H37V87L39 86ZM42 85H43V83H42ZM50 85H52V84H50ZM97 85V84H96ZM96 85H94L95 87L94 88H96ZM142 85V84H141ZM159 86H158V89L160 88V84H158ZM171 85V84H170ZM174 86H177V85H175V84H173ZM173 85H171L172 87L171 88H173L174 86ZM258 85V84H257ZM35 86V85H34ZM116 86V85H115ZM122 86V85H121ZM136 86V85H135ZM135 86H134V89H135ZM146 86V85H145ZM147 86H148V84H147ZM151 86V85H150ZM154 86H156L157 87V85H154ZM16 87V86H15ZM41 87V86H40ZM40 87H39V89H40ZM109 87V86H108ZM119 87V86H118ZM123 87V86H122ZM142 87H143V85H142ZM161 87H163V86H161ZM259 87V86H258ZM17 89H18V87H16ZM33 89H34V87H32ZM32 88H31V90H32ZM46 88V87H45ZM91 88V87H90ZM120 88V87H119ZM137 88V87H136ZM140 88H141V86H140ZM153 88V86L150 88V90ZM163 88H166V87H163ZM11 89H13V87H11ZM91 89H93V88H91ZM90 89V90H91ZM132 89V88H131ZM131 89L129 90L130 91V94L133 92V91H131ZM142 89V88H141ZM140 89V90H141ZM154 89V88H153ZM152 89V90H153ZM157 91H158V89L157 88H155ZM154 89V90H155ZM229 90V91H227L228 93H227V95H229L230 94V96H227L226 95V91L225 90ZM14 90V89H13ZM13 90H10V91H13ZM18 90H20V88L18 89ZM38 90V89H37ZM94 90H96V89H94ZM114 90V89H113ZM127 90V89H126ZM133 90V89H132ZM143 90V89H142ZM148 90V89H147ZM146 90V91H147ZM151 90V91H152ZM161 90H163L162 88H161ZM164 90H168L167 88L166 89H164ZM35 91V90H34ZM33 91V92H34ZM51 91H52V87H51ZM92 91V90H91ZM91 91H89V93H91ZM111 91V90H110ZM135 91V90H134ZM136 91H137V89H136ZM136 91L135 92H133V93H135L136 94ZM139 91V90H138ZM144 92H145V90H143ZM151 91H149L150 93H151ZM209 91V92H210ZM22 91H20V93H21ZM25 93H26V91H24ZM30 92V91H29ZM36 92V91H35ZM45 92H47V91H45ZM113 92V91H112ZM116 92V91H115ZM119 92V91H118ZM142 92V91H141ZM140 91H139V93H141ZM11 93V92H10ZM17 93H19L18 91H17ZM24 93V94H25ZM37 93H39V92H37ZM43 93V92H42ZM42 93H40V94H42ZM86 93V92H85ZM88 93V94H89ZM146 93V92H145ZM157 93V92H156ZM169 91H166V93H164V97L165 96H168L169 94ZM12 94H14V92L12 93ZM29 94V93H28ZM30 94H31V92H30ZM29 94V95H30ZM44 94H46V93H43V95ZM82 94H84V93H82ZM92 94V93H91ZM103 94V93H102ZM121 94V93H120ZM153 94H155L154 92H153ZM160 94V93H159ZM185 94V95H184ZM14 95H16V93L14 94ZM33 95V94H32ZM47 96L46 97H48V94H46ZM53 95V94H52ZM80 95V94H79ZM86 95V94H85ZM84 95V96H85ZM93 95V94H92ZM118 95H119V93H118ZM132 95V94H131ZM151 96H152V94H150ZM174 95V96H173ZM172 95V97H170V95L167 97L168 99H171V101H175V102H177V100H175V99H177L176 97V95H175V93ZM19 96H20V94H19ZM18 96V97H19ZM23 96V98H24V95H22ZM34 96H36L35 95V93H34ZM38 96V95H37ZM42 96V95H41ZM45 96V95H44ZM88 96V95H87ZM151 96H149V98L148 99H151L150 97ZM154 96V95H153ZM161 96V95H160ZM176 96V97H175ZM183 96H181L182 98V100H183ZM258 96H259V98H258ZM17 96H12V98L9 96V93L7 92V90H2V89H0V117L2 118L3 117V113H4V111L6 112V118H7V116L9 115V117H10V113H9V111H11L12 113H14V111L16 112V111H18V115H20V116H22V118L24 117L23 115H21L22 113L24 114H26L30 109H31V111L32 110H34V107H32V108H30V107H28L29 106V104H26V101H31L32 99L34 100L35 98H32L31 100L29 99V100H25V98L24 99H22L21 97H20V99L21 100H25L24 102L22 101H20V103L18 102V101H16V100H14V98H16ZM28 97V96H27ZM27 97H26V99H27ZM50 97V96H49ZM70 97V98H71ZM89 97V96H88ZM95 97V96H94ZM110 97V96H109ZM132 97V96H131ZM162 97H163V95H162ZM163 97V98H164ZM173 97H175V98H173ZM201 97V98H202ZM206 98L207 97H209V96H205ZM205 97H203L204 99H203V101L205 100ZM211 97H214L213 95H211ZM211 97H209V100H210V98ZM90 98H92L91 96H90ZM137 98H139L138 97V94H137ZM144 98H145V96H144ZM144 98H142V99H144ZM156 98V97H155ZM158 98H160L159 96H158ZM163 98H161V100H159V103H157L158 102V100L156 99V103L157 104H155V106L154 107H152L151 105V108L148 110V111H157L156 112V114L157 113H159L158 111H167V112H169V111H172V108H166V107H168V105H166V106H164V104L166 103V102H168V100L166 101L165 99H163ZM173 98V99H172ZM186 98V97H185ZM256 98H258L259 100H261V103H259L258 101H257V99ZM42 99V98H41ZM46 99V98H45ZM48 99V98H47ZM50 99V98H49ZM48 99V102H50L51 100H49ZM56 99V98H55ZM96 99H97V97H96ZM140 100H141V97L139 98ZM138 99V103H140V105H141V102H140V100ZM146 99V98H145ZM147 99V100H148ZM179 99V98H178ZM198 99V100H197ZM19 100V99H18ZM37 100V99H36ZM53 100H54V98H53ZM95 100V99H94ZM147 100H146V102H147ZM207 101H208V99H206ZM205 100V101H206ZM38 101V100H37ZM40 101V100H39ZM66 101V100H65ZM76 101H78V100H76ZM132 102H133V99L131 100ZM142 101V103H143V100H141ZM166 101V102H165ZM170 101V102H171ZM206 101V102H207ZM62 102V101H61ZM104 102V101H103ZM122 102V101H121ZM144 103L145 105H147V103ZM170 102L169 103H167V104H170ZM196 102L198 103L196 106H194L195 104H196ZM210 102V101H209ZM42 103V102H41ZM56 103V102H55ZM148 103H149V101H148ZM152 103V102H151ZM173 103V102H172ZM177 103H180V102H177ZM176 103V104H177ZM187 103H188V105H187ZM193 103H195V104H193ZM22 104V105H21ZM31 104V103H30ZM48 104V103H47ZM62 104V103H61ZM105 104H106V102H105ZM135 104H137L136 102L135 103H133L132 105H133V107L135 106ZM150 104V103H149ZM149 104L147 105V106H149ZM175 104V105H176ZM200 104H201V102H200ZM87 105H89V104H87ZM102 105V104H101ZM132 105H130V106H132ZM139 105V106H140ZM144 105V106H145ZM46 106V105H45ZM50 106H52L51 105V102H50ZM103 106V105H102ZM106 106V105H105ZM127 106H129V105H127ZM144 106L143 105H141V107H143L144 108ZM41 107H42V105H41ZM49 107V106H48ZM74 107H77V106H73V108ZM104 107V106H103ZM141 107H139V108H141ZM45 108V107H44ZM47 108V107H46ZM51 108V107H50ZM82 108H84V107H82ZM92 108H94V106L92 107ZM92 108L90 109V110H92ZM136 109H139L138 107H135ZM135 108H133V109H135ZM142 108V109H143ZM146 108V107H145ZM29 109V110H28ZM86 109H87V107H86ZM108 109V108H107ZM116 109H118V108H116ZM125 109V108H124ZM132 109V110H133ZM199 109V110H198ZM204 109V110H203ZM73 110V109H72ZM78 110V109H77ZM77 110H76V112H77ZM94 110H96V106H95V108H94ZM94 110H92L93 112H94ZM111 110H113V109H111ZM129 110V109H128ZM141 110V109H140ZM139 110V111H140ZM23 111H27V112H23ZM31 111L30 112H28L27 114H28V116H29V113H31ZM74 111V110H73ZM108 111H110V110H108ZM138 111V112H139ZM142 111V110H141ZM144 111V110H143ZM177 111V110H176ZM45 112V111H44ZM70 112V111H69ZM75 112V114H77ZM80 112H85V111H80ZM91 112V111H90ZM92 112V115L94 114ZM101 112V111H100ZM106 112V111H105ZM145 112V111H144ZM143 112V113H144ZM7 113H8V115H7ZM46 113H47V110H46ZM71 113V112H70ZM73 113V112H72ZM107 113V112H106ZM105 113V114H106ZM140 113V112H139ZM138 113V114H139ZM148 113V112H147ZM152 113V112H151ZM161 113V112H160ZM223 113V112H222ZM24 114V115H25ZM59 114V113H58ZM62 114V113H61ZM65 114V113H64ZM78 114H79V111H78ZM81 114V113H80ZM85 114H86V112H85ZM97 114H98V112H97ZM102 114H104V113H102ZM109 114V113H108ZM155 114V113H154ZM155 114V115H156ZM161 114H163V115H165V113H161ZM160 114V115H161ZM181 114V113H180ZM179 114V115H180ZM189 114V113H188ZM197 114V113H196ZM195 114V115H196ZM205 114V113H204ZM214 114V113H213ZM212 114V115H213ZM31 115V114H30ZM34 115H35V113H34ZM54 115V114H53ZM53 115H51V116H53ZM60 115V114H59ZM66 115V114H65ZM67 115H69V117H70V114L68 113ZM113 115V114H112ZM114 115H116L115 113H114ZM133 115V114H132ZM141 115V114H140ZM139 115V116H140ZM143 115V114H142ZM141 115V117L143 118V119H140V121L141 120H144V115L142 116ZM148 115H150V113L148 114ZM193 116H195L194 114H192ZM199 115V114H198ZM202 115H203V113H202ZM202 115H200V116H202ZM211 115V116H212ZM214 115H216V113L214 114ZM223 115V114H222ZM234 115H236V114H234ZM27 116V115H26ZM33 116V115H32ZM35 116H37V115H35ZM49 116V115H48ZM51 116H49V118H51ZM54 116H56V115H54ZM62 116V115H61ZM84 116V115H83ZM87 116V115H86ZM106 116V115H105ZM108 116V115H107ZM106 116V117H107ZM109 116H111L110 114H109ZM108 116V117H109ZM135 116V115H134ZM145 116H147V114L145 115ZM151 116H153V115H150V117L149 118H151ZM158 116V115H157ZM167 116V115H166ZM181 116V115H180ZM210 116V115H209ZM226 116V115H225ZM229 116V115H228ZM38 117V116H37ZM58 117H60V116H58ZM63 117V116H62ZM72 117H73V115H72ZM120 117V116H119ZM129 117V116H128ZM141 117H139V118H141ZM169 117V116H168ZM199 117V116H198ZM207 117V116H206ZM205 117V118H206ZM213 117V116H212ZM211 117V118H212ZM218 118L220 117V115L219 116H217ZM236 116H234V118H235ZM12 118V117H11ZM14 118V117H13ZM18 118H19V116H18ZM25 118V117H24ZM23 118V119H24ZM31 117H29V119H30ZM54 118V117H53ZM53 118H52V120H53ZM66 118V117H65ZM96 118V117H95ZM97 118H98V116H97ZM114 118V117H113ZM116 118V117H115ZM114 118V119H115ZM118 118V117H117ZM136 118L137 117H135V119L134 120H136ZM148 118V117H147ZM148 118V119H149ZM174 118H176V117H174ZM194 118H196V116L194 117ZM194 118H192L193 119V123L192 124H194V122L196 121V123H198V122H200L199 120H198V118L194 121ZM238 118V117H237ZM240 118V117H239ZM7 119H9V118H7ZM26 119V118H25ZM24 119V120H25ZM39 119V118H38ZM55 119V118H54ZM59 119V118H58ZM61 119V118H60ZM63 119V118H62ZM73 119V118H72ZM71 119V120H72ZM83 119H84V117H83ZM82 119V120H83ZM87 118H85V120H86ZM101 119V118H100ZM100 119H98V120H100ZM127 119V118H126ZM125 119V120H126ZM132 119V118H131ZM152 119V118H151ZM168 119H171V118H168ZM182 119H183V117H182ZM200 120H201V118H199ZM26 120H28V119H26ZM75 120V119H74ZM85 120H84V122H85ZM111 120V119H110ZM121 120H124V119H122V117H121ZM128 120V119H127ZM154 120V119H153ZM159 120V119H158ZM157 120V121H158ZM161 120V119H160ZM165 120V119H164ZM186 120V119H185ZM208 122V124H207V126L209 125V123L211 122L210 120H208V119H206ZM205 119H203L202 121H204V124H206V121ZM7 121V120H6ZM42 121V120H41ZM48 121H50V119L48 120ZM66 122H67V120H65ZM78 123H77V125L79 124V125H81V124H84V123H79V121L78 120H76ZM75 121V122H76ZM102 121H104V123H105V120H103V118H102ZM101 121V122H102ZM115 122V120H111V123L112 122ZM119 121V120H118ZM129 121H130V123H132L131 122V120H130V118H129ZM167 121V120H166ZM172 121H174V120H172ZM187 121V120H186ZM210 121V122H209ZM214 120H212V122H213ZM8 122V121H7ZM29 121H27V123H28ZM31 122V121H30ZM29 122V123H30ZM39 122V121H38ZM47 121H45V123H46ZM61 122V121H60ZM66 122H65V124H66ZM83 122V121H82ZM108 121H106V123H107ZM120 122V121H119ZM135 122V121H134ZM138 122V121H137ZM149 122V121H148ZM148 122H146L147 124H149ZM164 122V121H163ZM175 122H176V120H175ZM179 122V121H178ZM188 122V121H187ZM189 122H191V121H189ZM10 123H11V125H12V121L10 120ZM23 124H24V126H25V123L24 122H22ZM28 123V124H29ZM64 123V122H63ZM86 123V122H85ZM105 123V125H107ZM109 123V122H108ZM127 123H128V121H127ZM127 123H125V124H127ZM139 123V122H138ZM137 123V124H138ZM145 123V122H144ZM151 123H152V121H151ZM154 124H155V122H153ZM167 123H169V122H167ZM172 123H174V122H172ZM195 123V124H196ZM58 124H59V122H58ZM64 124V125H65ZM68 124V123H67ZM67 124H66V127H67ZM72 124V123H71ZM90 124H93V123H90ZM98 124H100V122L98 123ZM117 124V123H116ZM116 124H115V126H116ZM135 124H136V122H135ZM160 124V123H159ZM170 124V123H169ZM168 124V125H169ZM180 124V123H179ZM190 123H188V125H189ZM194 124V125H195ZM199 124V123H198ZM196 125V126H198V127H201L202 125L201 124H203L202 122H200V125ZM203 124V125H204ZM211 124V123H210ZM1 125V124H0ZM33 125H35V124H33ZM41 126H42V124H40ZM63 125V124H62ZM61 125V126H62ZM73 125V124H72ZM74 125H75V123H74ZM73 125V126H74ZM79 125H78V127H79ZM96 125V124H95ZM94 125V126H95ZM101 125H104V124H100V125H98V126H101ZM118 125H120V124H117V126ZM130 125V124H129ZM150 125V124H149ZM153 125V124H152ZM152 125H151V127H152ZM162 125V124H161ZM164 125V124H163ZM162 125V126H163ZM176 124L174 123V125H172L173 127L175 126ZM23 126V125H22ZM88 126H89V124H88ZM113 126H114V124H113ZM116 126V127H117ZM121 126V125H120ZM136 126V125H135ZM140 126V125H139ZM158 126V125H157ZM170 126V125H169ZM176 126H180V125H176ZM182 126V125H181ZM27 127H30V128H28L27 129V131L26 130H24L25 129V127H23L21 130H23V131H26L27 133H30V131L29 130H31V129H34L35 128V126H34V128L31 126V125H29V126H27ZM32 127V128H31ZM58 127H60V126H58ZM65 127V126H64ZM77 126H76V129L78 128ZM81 127V126H80ZM79 127V128H80ZM83 127H84V125H83ZM91 127V126H90ZM104 127V128H103ZM102 128L103 129H105L106 127L105 126H103ZM111 127V126H110ZM116 127H113V128H116ZM122 127H125L123 124H122ZM122 127L120 128V127H118V128H120L121 130H123L122 129ZM130 127H132V126H130ZM164 127H168L167 125L166 126H164ZM163 127V128H164ZM191 127H193L192 125H191ZM203 127V126H202ZM200 128V129H203V128ZM0 128H2V127H0ZM43 128H44V126H43ZM47 128V127H46ZM46 128H44V129H46ZM67 128H71V125H70V127H69V125H68V127ZM89 128V127H88ZM87 128V129H88ZM101 128V127H100ZM113 128H112V130H113ZM126 128V127H125ZM134 128V127H133ZM139 128V127H138ZM141 128H142V125H141ZM141 128H139L140 130H141ZM159 128H161V127H159ZM169 128V127H168ZM189 128H190V126H189ZM15 129V128H14ZM50 129V128H49ZM54 129V128H53ZM61 129V128H60ZM59 129V130H60ZM96 129H98V128H96ZM103 129H100V132H101V130H103ZM117 129V128H116ZM129 130H130V128H128ZM195 130L197 129L196 127L194 128ZM199 129V130H200ZM214 129H216V133H214ZM1 130V129H0ZM20 130V129H19ZM40 130V129H39ZM46 130H48V129H46ZM58 130V129H57ZM67 130V129H66ZM89 130H90V128H89ZM91 130H93V129H91ZM95 130V129H94ZM99 130V129H98ZM108 130V129H107ZM110 130V129H109ZM133 130V129H132ZM144 130V129H143ZM173 130V132L175 133V132H177V128L175 127L174 129H172ZM172 130H171V133H173L172 132ZM184 130H185V127H184ZM184 130L182 129V131L181 130H179L180 132H182V134L181 133H179L180 135H183L184 136ZM193 130V129H192ZM194 130V131H195ZM3 131V130H2ZM29 131V132H28ZM34 131H35V129H34ZM44 131V130H43ZM49 131V130H48ZM50 131H51V133L53 132L51 129H50ZM49 131V132H50ZM62 131H63V128H62ZM64 131H65V129H64ZM105 131V130H104ZM125 131H126V129H125ZM125 131H123V132H125ZM157 131V130H156ZM166 130H164V132H165ZM169 131H170V129H169ZM187 131V130H186ZM185 131V132H186ZM5 132V131H4ZM10 132V131H9ZM26 132H24V133H26ZM33 131L31 130V134L33 135V134H35L34 132L32 133ZM49 132H48V134H49ZM67 132H68V130H67ZM72 132H73V130H72ZM76 132H78V131H76ZM114 132V134L116 133V131H113ZM117 132H119L118 130H117ZM121 132V131H120ZM127 132V131H126ZM132 131L130 130V133H131ZM135 132H137V130L135 129ZM139 133H140V131H138ZM145 132V131H144ZM152 131H150L149 133H151ZM158 132V131H157ZM164 132H160V133H164ZM199 132V131H198ZM201 132V131H200ZM39 133H41V132H39ZM47 133V132H46ZM55 133H57L56 135H57V137H58V135H60V134H58V132H55ZM62 133H64V132H62ZM69 133V132H68ZM95 133H97V132H95ZM122 133V132H121ZM132 133H134V131L132 132ZM169 133V132H168ZM173 133V134H174ZM178 133V132H177ZM188 133H189V131H188ZM47 134V135H48ZM65 134V133H64ZM67 134V133H66ZM70 134H71V131H70ZM78 134V133H77ZM77 134H76V136H77ZM100 134V133H99ZM103 134H106L105 132L103 133ZM135 134H137V133H135ZM142 134H144V135H146V133H142ZM142 134H141V136H142ZM161 134V135H162ZM176 134V133H175ZM193 134H197V133H193ZM193 134H187V132H186V135H188L189 137H193L192 135ZM205 133H203V134H201V135H206ZM22 135V134H21ZM31 135V136H32ZM40 135V134H39ZM46 135V134H45ZM46 135V136H47ZM68 135V134H67ZM80 135V134H79ZM79 135L77 136V137H79ZM97 135V134H96ZM123 135V134H122ZM125 135V134H124ZM131 135V134H130ZM153 135V134H152ZM151 135V136H152ZM158 136H159V134H157ZM170 135V134H169ZM180 135H176V136H180ZM184 136V137H186L187 138V136ZM207 135V137H209ZM19 136H20V134H19ZM27 137V135H25L24 134V138H26ZM30 136V137H31ZM35 136V135H34ZM33 136V137H34ZM69 136L70 135H68V139H70L71 137L74 139V137L73 136H71L70 138H69ZM75 136V137H76ZM82 136V135H81ZM106 136H108V134L106 135ZM105 136V137H106ZM110 136V135H109ZM112 136V135H111ZM117 136V135H116ZM118 136H119V133H118ZM128 136V135H127ZM132 136V135H131ZM150 136V137H151ZM153 136H155V134L153 135ZM163 136V135H162ZM164 136H166V135H164ZM198 136V135H197ZM199 136H200V134H199ZM199 136L197 137V139H194V138H191V139H193V140H186V141H184V142H186L185 144H190L191 142L193 143L194 141H196L197 140V142H198V139H199ZM13 137V136H12ZM22 137V136H21ZM39 137V136H38ZM52 137H54V136H52ZM56 137V142H58L57 141V138ZM100 137H102V135L100 136ZM115 137V136H114ZM121 137V136H120ZM128 137H130V136H128ZM133 137V136H132ZM143 137H145V136H143ZM194 137H196L195 135H194ZM249 137V138H250ZM7 138V137H6ZM24 138H21L22 140L24 139ZM27 138H29V136L27 137ZM26 138V139H27ZM45 138V137H44ZM59 138H61V136L59 137ZM62 138H63V136H62ZM72 138H71V140H72ZM117 138H119V137H117ZM136 138H137V136H136ZM146 138V137H145ZM152 138V137H151ZM168 138H169V136H168ZM241 138H244L243 139V142H242V140H240ZM248 138V139H249ZM13 139V138H12ZM31 139V138H30ZM30 139H29V141H30ZM33 139V138H32ZM48 139V136H47V138L45 139V140H47ZM79 139V138H78ZM78 139H76V140H78ZM81 139V138H80ZM119 139H122V137L121 138H119ZM123 139H126V138H124L123 137ZM135 138L133 137V140H134ZM165 139V138H164ZM164 139H163V141H164ZM201 139V138H200ZM252 139H254V138H252ZM10 140V139H9ZM22 140L20 141V142H22ZM36 140V139H35ZM59 140V139H58ZM105 140V139H104ZM127 140V139H126ZM129 140V139H128ZM138 140H139V142H140V139L138 138ZM143 140V139H142ZM141 140V142H143ZM145 140V139H144ZM156 140V139H155ZM157 140H161L162 141V138L160 139V138H158ZM166 141H167V138L165 139ZM169 140V139H168ZM182 140V139H181ZM183 140H185V139H183ZM182 140V141H183ZM202 140V139H201ZM201 140L199 141V143L201 144ZM239 140L242 142H240V144H239ZM246 140H247V138H246ZM0 141H1V146H2V140L0 139ZM28 141V140H27ZM49 140H47V142H48ZM55 141V140H54ZM60 141V140H59ZM67 141V140H66ZM73 141V140H72ZM72 141H69V142H71V145L73 144V149L75 148L74 147V143L72 142ZM79 141H81V140H79ZM119 141H121V140H119ZM123 141H125V140H123ZM136 141H137V139H136ZM135 141V142H136ZM145 141H147V139L145 140ZM188 141V142H187ZM189 141H191V142H189ZM253 141V142H254ZM6 142H7V140H6ZM32 142V141H31ZM38 142V141H37ZM36 142V143H37ZM56 142H54V143H56ZM62 142V141H61ZM78 142V141H77ZM94 142V141H93ZM92 141H91V143H93ZM105 142V141H104ZM149 142V141H148ZM157 143L158 141H151V143H152V145H154V143ZM197 142H194V144L195 143H197ZM252 142V143H253ZM44 143V142H43ZM45 143H46V141H45ZM53 143V144H54ZM59 143V142H58ZM68 143V142H67ZM86 143V142H85ZM102 143V142H101ZM106 143V142H105ZM110 143H112L111 141H110ZM109 143V144H110ZM119 143V142H118ZM127 143V142H126ZM145 143V142H144ZM164 143L165 142H162V145H161V143H160V145H159V142L156 144V145H159V147H161V148H159L160 149V151L161 152H163V153H167V152H165L166 151V148H167V146L169 147L170 145H164ZM166 143H170V141H167ZM182 143V142H181ZM8 144V143H7ZM21 144V143H20ZM34 144V143H33ZM47 144V143H46ZM53 144H49L51 147H53L54 145ZM64 144V143H63ZM83 144V143H82ZM87 144V143H86ZM120 144H122V143H120ZM125 144V143H124ZM135 144V143H134ZM140 144V143H139ZM172 144H173V142H172ZM180 144V143H179ZM179 144H177L176 145V143H175V145L176 146H178ZM26 145H28V144H26ZM48 145V144H47ZM53 145V146H52ZM69 145V144H68ZM79 145V148H80V144H78ZM77 144H76V146H78ZM107 145H108V143H107ZM182 145H184V143L182 144ZM196 145V144H195ZM197 145H198V143H197ZM0 146V147H1ZM10 146V145H9ZM9 146H8V150H9ZM56 146H57V144H56ZM67 146V145H66ZM112 146H113V144H112ZM115 146H117V145H115ZM119 146V145H118ZM125 146V145H124ZM166 148H165V147ZM172 147H173V145H171ZM179 146H181V145H179ZM194 146V145H193ZM239 146V147H240ZM3 147V146H2ZM2 147H1V149H2ZM20 147V146H19ZM22 147H24V146H22ZM21 147V148H22ZM28 147H30V144H29V146ZM32 147L33 146H31V148L30 149H32ZM43 147V146H42ZM41 147V148H42ZM60 147H61V143H60V146H59V149H60ZM86 146L84 145V148H85ZM93 147V146H92ZM105 147H107L106 145H105ZM114 147V146H113ZM155 147V146H154ZM171 147V148H172ZM186 147V146H185ZM237 147V146H236ZM248 147V146H247ZM246 147V148H247ZM249 147L250 148H248V149H251L252 147L250 146V144H249ZM12 148V147H11ZM40 148V147H39ZM44 148V147H43ZM82 148V147H81ZM100 148V147H99ZM109 148H110V146H109ZM121 148H122V145H121ZM143 147H141L140 148V151H141V149H142ZM145 148H147V144H146V146H145ZM151 148H152V146H151ZM156 148V147H155ZM162 148H164L163 149V151H162ZM170 147L167 149V150H169V149H171ZM176 148V147H175ZM192 148V147H191ZM195 148H196V146H195ZM225 148V147H224ZM230 148H232V147H230ZM235 148V147H234ZM241 148V147H240ZM240 148H239V150H240ZM245 148V147H244ZM244 148H241V150H240V152H242L243 151V149ZM255 148V147H254ZM0 149V150H1ZM16 149V148H15ZM85 149H88V147H86ZM92 149V148H91ZM93 149H94V147H93ZM102 150H105V148H101ZM115 149V148H114ZM136 149H138V148H136ZM158 149V148H157ZM172 149H174V148H172ZM190 149V148H189ZM247 149V150H248ZM7 150V151H8ZM24 151H26L25 149H23ZM29 149H27V151H28ZM44 150H46L47 152H48V150L45 148ZM56 150V149H55ZM62 150V149H61ZM75 150V149H74ZM101 150V152H103ZM108 150V152H106V153H109V150L110 149H107ZM116 150V149H115ZM118 150V149H117ZM125 150H126V148H125ZM188 150V148H186V151ZM194 150V148H192V151ZM221 150L219 151V153L221 152ZM226 150V149H225ZM235 151L237 150V148L236 149H234ZM234 150L232 149V152H234ZM5 151L6 150H4L3 152L5 153ZM11 151V150H10ZM43 151V150H42ZM45 151V152H46ZM52 151V150H51ZM58 151V150H57ZM88 151H89V149H88ZM113 151V149L112 150H110V153ZM122 151H123V148H122ZM139 151V152H140ZM185 151V152H186ZM197 151H201V149L199 150L198 149V147H197ZM227 151V150H226ZM12 152V151H11ZM11 152L10 153H8V154H11ZM22 152V151H21ZM20 152V154H22ZM62 152V151H61ZM96 152H97V150H96ZM123 152H125V151H123ZM127 152H128V150H127ZM134 152V151H133ZM136 152V151H135ZM142 152H143V150H142ZM172 152V151H171ZM187 152H189V150L187 151ZM198 152V153H199ZM224 152V151H223ZM231 152V153H232ZM243 152H245V149H244V151ZM242 152V153H243ZM248 152H249V150H248ZM247 152V153H248ZM251 152V151H250ZM24 153H26V152H24ZM27 153H29L30 155L31 154H33L34 152H27ZM26 153V154H27ZM37 153H39V152H37ZM36 153V154H37ZM40 153H44V152H40ZM49 153V152H48ZM52 153V152H51ZM53 153H54V151H53ZM91 153V152H90ZM104 154H105V151L103 152ZM116 154H118L117 152H115ZM115 153L114 152H112V154H110L111 155V157L113 156V154L115 155ZM194 153V152H193ZM198 153H195V154H198ZM201 153V152H200ZM199 153V156L198 157H200L201 156V154ZM230 153V158L232 157V155L234 156L235 154H231ZM247 153H243L244 155H247ZM255 153H256V151H255ZM16 154V153H15ZM15 154H13V155H15ZM67 154V153H66ZM82 154H84V153H82ZM88 154V156L90 155L89 153H87ZM92 155H93V153H91ZM94 154H96V153H94ZM131 154V153H130ZM140 154V153H139ZM139 154H138V156H139ZM169 154H170V152H169ZM174 154L178 157V158H180L181 159V163L182 164H186V163H188V162H190V157H192L191 155L192 154H186L185 153V155L186 156H184L183 155V151L181 150V149H179V150H177V151H175L174 152ZM173 154V155H174ZM195 154H193V155H195ZM208 154V155H207ZM2 155V154H1ZM3 155H5V154H3ZM13 155H12V157H13ZM23 155H25V154H22V156ZM29 155V156H30ZM78 155V154H77ZM76 155V156H77ZM99 155H101V154H99ZM99 155H95V156H99ZM120 155V154H119ZM142 155V154H141ZM147 155H149V154H145V156H147ZM190 155V156H189ZM6 156V155H5ZM10 156V155H9ZM18 156V155H17ZM41 156V155H40ZM66 156H68V154L66 155ZM76 156H74V157H76ZM94 156V155H93ZM93 156H90V157H93ZM105 156H109V155H106L105 154ZM126 156H129V155H126ZM143 156V155H142ZM151 156V155H150ZM224 156V155H223ZM251 156H250V158H251ZM2 157H4V156H1L0 158H2ZM36 157H38L37 155H36ZM86 157V156H85ZM103 157V156H102ZM120 157V159H121V156H119ZM118 157V158H119ZM155 157V156H154ZM198 157H197V159H198ZM202 157V156H201ZM210 157V156H209ZM244 157V156H243ZM255 157V158H254ZM16 158V157H15ZM39 158H41V157H39ZM46 158H47V156H46ZM76 158H78V157H76ZM114 158H115V156H114ZM117 158V157H116ZM116 158H115V163H116ZM117 158V159H118ZM147 158H149V157H146V160H145V162H147V161H149V160H147ZM159 158V157H158ZM219 158V157H218ZM236 158H238V157H235V159ZM250 158H245V159H247L246 161H248L249 162V159ZM3 159V158H2ZM12 159H14V158H12ZM19 159V158H18ZM82 159V158H81ZM84 159V158H83ZM103 159V158H102ZM131 159H133V158H131ZM142 159V158H141ZM140 159V160H141ZM167 159V158H166ZM165 158H164V160H166ZM197 159H196V161H197ZM204 159V158H203ZM208 159V158H207ZM206 159V160H207ZM212 159V158H211ZM242 159V158H241ZM258 159V158H257ZM6 160V159H5ZM20 160H22V159H20ZM40 161L42 160V159H39ZM43 160H44V158H43ZM46 160V159H45ZM52 160V159H51ZM84 160H86V159H84ZM96 160V159H95ZM109 160H111V159H109ZM160 160V159H159ZM163 160V159H162ZM198 160H201V158L200 159H198ZM206 160H204V161H206ZM210 160V159H209ZM226 160V159H225ZM238 160V159H237ZM240 160V159H239ZM243 161H244V159H242ZM254 160V161H253ZM3 161V160H2ZM13 161V160H12ZM26 161H28V159L26 160ZM98 161V160H97ZM101 161H105L104 159L103 160H100V162ZM111 161H113V160H111ZM111 161H109L111 164H108V165H110V167L108 168L110 171H111V173L113 172V173H115V174H117L116 173V168H112L111 166L113 165L112 164V162ZM136 161V160H135ZM169 161V160H168ZM195 161V160H194ZM202 162L204 165H205V162ZM208 161V160H207ZM222 161H223V159H222ZM243 161H242V163H243ZM14 163H17V164H19V163H21L22 161H18V162H16V160L15 161H13ZM24 162H25V159H24ZM22 163L23 165L22 166H24V164L25 163ZM35 162H38V161H35ZM45 162V161H44ZM94 162V161H93ZM99 162V161H98ZM108 162V161H107ZM108 162V163H109ZM131 162H133V160L131 161ZM137 162V161H136ZM145 162H144V164H145ZM228 162V161H227ZM259 161H257V163H258ZM2 163V162H1ZM5 163V162H4ZM27 163V162H26ZM30 163V162H29ZM106 165H107V163H106V161L104 162ZM113 163H114V161H113ZM118 163H119V161H118ZM117 163V164H118ZM133 163H135V162H133ZM142 163V162H141ZM197 163V162H196ZM201 163V164H202ZM206 163H208V162H206ZM223 163H225V162H223ZM222 163V164H223ZM237 163L240 165V163H241V160H240V162L239 161H237ZM237 163H232L233 165H237ZM247 163V162H246ZM256 163V162H255ZM256 163V164H257ZM17 164H16V166L15 167H21V166H17ZM95 164H96V162H95ZM98 164V163H97ZM97 164L95 165V166H97ZM104 164V165H105ZM117 164L115 165V166H117ZM121 164V167H122V162L120 163ZM148 164H150V163H148ZM147 164V169L149 168L150 170H151V168L149 167V165ZM152 164V163H151ZM160 164V163H159ZM165 164V163H164ZM163 164V165H164ZM176 164V163H175ZM193 165H194V163H192ZM218 164H220V167H221V163H218ZM3 165V164H2ZM15 165V164H14ZM20 165V164H19ZM100 164H98V166H99ZM124 165V164H123ZM128 165H130V164H128ZM132 165V164H131ZM137 165H138V162H137ZM141 165V164H140ZM192 165V166H193ZM208 165H210L209 163H208ZM227 165V164H226ZM246 165H248V166H251V164L250 163H248V164H242V166H238V167H240L241 168V170L242 171H245L244 173H245V175L244 176H241V177H248V176H246V174H248V175H251V173L252 172H249V170H253L254 171V169L252 168V169H250L251 167H248V166H246ZM258 165V164H257ZM28 167V164L26 165L25 164V167ZM91 166V165H90ZM133 166V165H132ZM142 166V165H141ZM146 166V165H145ZM169 166V168H170V164L168 165ZM178 166H180V165H178ZM205 166H207V165H205ZM213 166H215V163L213 164ZM243 166H246V167H248L249 169H248V172L249 173H247V169L246 170H243ZM4 167V166H3ZM6 167H7V165H6ZM99 167H101L102 168V166H99ZM104 167V166H103ZM114 167V166H113ZM138 167H140V166H138ZM152 167V166H151ZM185 167V166H184ZM195 167V166H194ZM200 167V166H199ZM216 167H217V164H216ZM224 167V166H223ZM227 167H229L228 165H227ZM252 167H254V166H252ZM18 168V169H19ZM22 168V167H21ZM24 168V167H23ZM22 168V169H23ZM92 168V167H91ZM110 168H112V170L110 169ZM124 168V167H123ZM141 168V167H140ZM168 168V169H169ZM173 168V167H172ZM172 168H170L171 170L170 171H172ZM179 168H181L182 169V167H179ZM187 168H189V167H187ZM230 168V167H229ZM236 168V167H235ZM8 169V168H7ZM17 169V168H16ZM26 169V168H25ZM93 169V168H92ZM96 169H98V168H96ZM105 169V167L103 168V169H100V170H104ZM108 169L106 170V171H108ZM118 169V171H120L121 169H119V168H117ZM146 169V170H147ZM157 169V168H156ZM184 170H185V168H183ZM192 169H194V168H192ZM196 169V168H195ZM208 169H209V167H208ZM211 169H212V167H211ZM214 169V168H213ZM218 169H220V168H218ZM227 169V168H226ZM232 169V168H231ZM10 170V169H9ZM94 170V169H93ZM104 170V171H105ZM113 170H115V172L113 171ZM123 170V169H122ZM121 170V171H122ZM124 170H125V168H124ZM124 170H123V172H124ZM127 170H130V169H127ZM134 170V172H136L135 171V169H133ZM132 170V171H133ZM137 170V169H136ZM139 168H138V171L136 172V173H140L139 172ZM144 170L145 169H143V172H144ZM153 170H154V166H153ZM153 170H151V171H153ZM162 170V169H161ZM180 170V169H179ZM190 170H191V168H190ZM216 170V169H215ZM228 170V169H227ZM235 170V169H234ZM258 170V169H257ZM5 171V170H4ZM8 171V170H7ZM6 171V172H7ZM117 171V172H118ZM132 171L130 170L129 172V174H132ZM154 171H156V170H154ZM157 171L159 172L160 171V168H159V170L157 169ZM168 171V170H167ZM174 172L176 171L177 172V170L175 169V170H173ZM169 172V173H172L171 175H172V178H173V173L174 172ZM185 171H188V170H185ZM199 171H201V170H199ZM209 171H211V170H209ZM222 171H224V172H226L227 173V171H225V170H222ZM221 171V172H222ZM237 171V170H236ZM235 171V172H236ZM259 171V170H258ZM18 172H20V169H19V171ZM28 172H30V171H28ZM92 172V171H91ZM94 172H95V170H94ZM128 172V171H127ZM133 172V173H134ZM141 172H142V168H141ZM146 172H148V171H146ZM145 172V173H146ZM162 172L163 171H161V175H163L162 174ZM176 172L174 173V174H176ZM179 172V171H178ZM180 172H183L182 170L180 171ZM195 172H196V170H195ZM197 172H198V170H197ZM223 172V173H224ZM235 172H233V173H235ZM239 172V171H238ZM257 172V171H256ZM263 172V171H262ZM262 172H261V177H263L262 176ZM2 173V172H1ZM0 173V174H1ZM8 173V172H7ZM21 173V172H20ZM125 173V175L124 176H126V172H124ZM153 173V172H152ZM190 173L191 172H188V173H186L187 175L189 174L190 175ZM212 173H213V171H212ZM215 173H217L218 174V170H217V172H215ZM214 173V174H215ZM220 173V172H219ZM255 173V172H254ZM254 173H252V175L254 174ZM260 173V172H259ZM4 174L6 175V173L4 172ZM4 174H3V176H4ZM13 174V173H12ZM16 174V173H15ZM18 174V173H17ZM23 174V173H22ZM36 174H39V172L38 173H36ZM48 174V173H47ZM56 173H54L53 175H55ZM92 174V173H91ZM91 174H89V175H91ZM101 174H103V173H101ZM106 174V173H105ZM114 174V175H115ZM192 174V173H191ZM193 174H195V173H193ZM192 174V175H193ZM198 175H199V173H197ZM225 174V173H224ZM240 174V173H239ZM264 174V173H263ZM40 175H41V173H40ZM59 175V174H58ZM58 175L56 176V177H58ZM61 175V174H60ZM82 175V174H81ZM81 175H80V177H81ZM89 175H87L88 177H89ZM99 175V174H98ZM104 175V174H103ZM103 175H101V176H103ZM108 175V174H107ZM106 175V176H107ZM113 175V174H112ZM121 175V174H120ZM135 175L136 174H134V176H133V178H131V177H127V178H131L132 180L134 179V177H135ZM137 175H139V174H137ZM136 175V176H137ZM143 175V174H142ZM145 175V174H144ZM144 175L142 176V177H144ZM147 175V174H146ZM151 175V174H150ZM154 175H157V174H154ZM169 175V176H168ZM166 177H171L170 176V174H168ZM182 175V174H181ZM180 175V176H181ZM183 175H184V177H185V173L183 172ZM192 175H191V177H192ZM213 175V174H212ZM226 175V174H225ZM229 175V174H228ZM241 175H243L242 173H241ZM250 176V177H252V179H253V177H255V175H256V177H258L259 175H258V173L257 174H255L254 176ZM258 175V176H257ZM10 176V175H9ZM38 176V175H37ZM42 176V175H41ZM40 176V177H41ZM44 176V175H43ZM51 176V175H50ZM48 177L49 179L51 178V177ZM62 176V175H61ZM64 176V175H63ZM83 176V175H82ZM86 176V174H85V177H87ZM92 176L94 177V175L92 174ZM97 176V175H96ZM110 176V175H109ZM109 176L108 177H106V178H109ZM116 176H118V175H116ZM127 176H130V175H128L127 174ZM207 176V175H206ZM215 176H217L216 174H215ZM214 176V177H215ZM229 176H231V175H229ZM6 177V176H5ZM8 177V176H7ZM39 177V176H38ZM37 177V178H38ZM60 177V176H59ZM98 177V176H97ZM104 177V180H105V175L103 176ZM111 177V176H110ZM138 178H139V176H137ZM140 177H141V173H140ZM141 177V178H142ZM149 177V176H148ZM152 177H154V176H150L149 178H152ZM183 177V178H184ZM194 177V176H193ZM192 177V178H193ZM211 177V176H210ZM209 176L207 177V178H210ZM218 177V176H217ZM222 177V176H221ZM225 177V176H224ZM235 176H233V178H234ZM249 177V179H248V181H250L251 180V178ZM44 178H46V174H45V177ZM53 178H55V177H53ZM53 178H51V182L50 183H53L52 182V179ZM64 178H65V176H64ZM78 178V177H77ZM89 178H92V177H89ZM138 178L136 179V180H133V182L134 181H137L138 180ZM160 178H161V176H160ZM162 178H163V176H162ZM165 178V177H164ZM163 178V179H164ZM172 178H170V179H172ZM182 178V179H183ZM201 178H202V176H201ZM216 178V177H215ZM215 178H213V179H215ZM223 178V177H222ZM226 178V177H225ZM224 178V179H225ZM230 178V177H229ZM237 179H238V177H236ZM264 178V177H263ZM61 179H63V178H61ZM83 179V178H82ZM81 179V181H84V180H82ZM92 179H94V178H92ZM98 179H100V178H98ZM122 179V178H121ZM143 179V178H142ZM141 179V180H142ZM145 179V181H147V182H150L149 181V179L148 180H146V177L144 178ZM143 179V180H144ZM166 180H168L167 178H165ZM181 179V177H179L178 178V180H182ZM185 179V178H184ZM204 179V178H203ZM218 179H219V181H220V178L218 177ZM223 179V180H224ZM256 179V178H255ZM35 180V179H34ZM39 180H41V178L39 179ZM54 181H58L59 179L58 178H55V179H53ZM70 180V179H69ZM86 181H88V179H85ZM103 180V181H104ZM114 180V179H113ZM131 180V181H132ZM139 180H140V178H139ZM151 180V179H150ZM198 180H200L199 178H198ZM229 180V179H228ZM242 180H244V179H242ZM254 180V179H253ZM252 180V181H253ZM36 181V180H35ZM45 181V180H44ZM47 181V180H46ZM61 181V180H60ZM66 181H68V180H66ZM78 181L80 182V180H79V178H78ZM90 181V180H89ZM88 181V182H89ZM95 182H97V180H94ZM109 181V180H108ZM115 181V180H114ZM152 181V180H151ZM155 182H157V180H154ZM163 181V180H162ZM184 181V180H183ZM202 181V180H201ZM206 181V180H205ZM225 181V180H224ZM223 181V182H224ZM230 181V180H229ZM233 181V180H232ZM32 182L33 181H31V184H32ZM41 182V181H40ZM40 182H38V183H40ZM59 182V181H58ZM69 182V181H68ZM68 182H64L63 181V183H68ZM71 182V181H70ZM85 182V181H84ZM90 182H93V181H90ZM105 182H107V181H105ZM121 182H123V181H121ZM143 182V181H142ZM147 182H145L146 184H147ZM160 182V181H159ZM178 182V181H177ZM182 182V181H181ZM203 182V181H202ZM202 182H201V184H202ZM212 182V181H211ZM218 182V181H217ZM223 182H221V185L223 184ZM226 182V181H225ZM244 182H245V180H244ZM41 183H43V181L41 182ZM40 183V184H41ZM55 183V182H54ZM54 183H53V187H55L54 186ZM57 183V182H56ZM61 184H62V182H60ZM98 183V182H97ZM129 183H131V182H129ZM137 183H139L138 181H137ZM153 183V182H152ZM151 183V184H152ZM173 183V182H172ZM179 183V182H178ZM227 183V182H226ZM241 183V182H240ZM239 183V184H240ZM252 182H250V183H248V184H251ZM48 185H52V184H49V183H47ZM47 184H45V185H43V186H46ZM69 184L70 183H68V186L67 187H69ZM103 183H101V185H102ZM108 184H111L112 185V182H110V183H108ZM128 184V183H127ZM144 183H142V185H143ZM145 184V185H146ZM184 184V183H183ZM193 184V183H192ZM210 184H212V183H210ZM218 184V183H217ZM234 184V183H233ZM232 184V185H233ZM238 184V183H237ZM237 184H234V185H237ZM248 184H246V185H244V186H246V188L248 189L249 188V190H251L250 189V187H252L251 185H248ZM253 184H255V183H253ZM35 185V184H34ZM48 185L46 186V188H49L48 187ZM64 185V184H63ZM67 185V184H66ZM83 185H88V183H85V184H83ZM93 185V184H92ZM100 185V186H101ZM131 185V184H130ZM139 185H140V187L142 186L140 183H139ZM189 186L188 187H190L191 185L190 184H188ZM204 186L206 185V182H205V184H203ZM208 185V184H207ZM220 185V184H219ZM224 185V184H223ZM228 185V184H227ZM233 185V186H234ZM41 186V185H40ZM57 186V185H56ZM59 186V185H58ZM72 185H70V187H71ZM74 186V185H73ZM97 186V185H96ZM102 186H104V185H102ZM121 186V184L119 185V187ZM125 186V185H124ZM123 186V187H124ZM129 186V185H128ZM127 185L125 186V187H128ZM132 186V185H131ZM134 186V185H133ZM195 186V185H194ZM197 186V185H196ZM199 186V185H198ZM197 186V187H198ZM239 186V185H238ZM240 186H242V188H243V184L241 185L240 184ZM247 186H250V187H247ZM258 186V185H257ZM263 186H264V184H263ZM33 187V186H32ZM52 187V188H53ZM66 187V188H67ZM80 187H84V186H82V185H80ZM106 187V186H105ZM108 187H110V185H108L107 186V188ZM134 187H136V184H135V186ZM139 187V186H138ZM143 187V186H142ZM141 187V188H142ZM169 187H170V185H169ZM176 187V186H175ZM196 187V188H197ZM208 187H211L210 185L208 186ZM220 187V186H219ZM228 187V186H227ZM232 187V186H231ZM34 188V187H33ZM36 188H37V186H36ZM44 188V187H43ZM81 188V189H82ZM99 188H101V187H99ZM103 188V187H102ZM111 188V187H110ZM174 188V187H173ZM199 188V190H200V188H201V185H200V187H198ZM216 188L217 187H215L214 188V192L215 193H217V191H215L216 190ZM240 187H238V189H239ZM253 188V187H252ZM254 188H256V187H254ZM257 188H259V187H257ZM50 189V188H49ZM124 189V188H123ZM122 189V190H123ZM137 189V188H136ZM163 189V188H162ZM183 189V188H182ZM187 189V188H186ZM203 188H201V191H202V195H203V197H207L208 195H205V193H204V191L202 190ZM222 189H223V186H222ZM234 189V188H233ZM237 189V190H238ZM245 189V188H244ZM92 190V189H91ZM175 190V189H174ZM178 190H179V188H178ZM189 191L191 190V188L190 189H188ZM211 190H212V187H211ZM211 190H209L208 189V191H211ZM219 190V189H218ZM240 190H242V193H244L243 192V189H239V191ZM254 190V189H253ZM77 191V190H76ZM88 191V190H87ZM124 191V190H123ZM126 191V190H125ZM132 191V190H131ZM151 191V190H150ZM183 191V190H182ZM200 191V192H201ZM213 191H212V194H213ZM78 192H80V191H78ZM84 192H85V190H84ZM89 192H90V190H89ZM108 192H111V191H108ZM113 192V191H112ZM119 192L121 193V191L119 190ZM148 192V191H147ZM152 192V191H151ZM186 192H188V191H186ZM186 192H184V193H186ZM200 192H195L196 194L195 195H197V193H200ZM205 192H206V190H205ZM221 192H222V190H221ZM227 192V191H226ZM236 192V191H235ZM235 192H234V195H236L235 194ZM238 192V191H237ZM253 192V191H252ZM76 193V192H75ZM74 192H73V194H75ZM138 193V192H137ZM136 193V194H137ZM150 193V192H149ZM170 193H172V191L170 190ZM183 193V192H182ZM204 193V194H203ZM239 193V192H238ZM259 193V192H258ZM72 194V193H71ZM70 194V195H71ZM126 194V193H125ZM162 194V193H161ZM177 194L178 193H175V196H177ZM217 194H219V193H217ZM231 194H232V192H231ZM240 194H241V192H240ZM240 194H239V196H240ZM245 194V193H244ZM244 194H241V195H244ZM86 195H87V193H86ZM130 195V194H129ZM128 195V196H129ZM147 195H148V193H147ZM154 195V194H153ZM172 195H173V193H172ZM179 195V194H178ZM189 195V194H188ZM214 195V194H213ZM221 194H219L218 196L219 197H223V196H220ZM222 195H224V194H222ZM226 195H228V194H226ZM247 195V194H246ZM80 195H78V197H79ZM99 196V195H98ZM135 196V195H134ZM134 196H132V199H133V197ZM139 196V195H138ZM141 196V195H140ZM144 196V195H143ZM165 196H168V194L167 195H165ZM179 196H181V195H179ZM187 196V195H186ZM194 196V195H193ZM217 196V197H218ZM237 196V195H236ZM252 196V194L251 195H249V197L248 198H253V196H255L254 194H253V196ZM61 197H63V196H61ZM65 197V196H64ZM63 197V199H67V198H69V197H71V196H69V195H66V197L64 198ZM77 197V198H78ZM81 197V196H80ZM94 197H96V196H94ZM111 197H112V195H111ZM124 197V196H123ZM169 197V196H168ZM173 197V196H172ZM243 197V200H244V196H242ZM246 197V196H245ZM73 198V197H72ZM106 198H107V195H106ZM128 198V197H127ZM131 198V197H130ZM138 198V197H137ZM154 198V197H153ZM179 198V197H178ZM181 198V197H180ZM190 198V197H189ZM216 198V197H215ZM228 198H229V196H228ZM100 199V198H99ZM105 198H103V196H102V200H104ZM124 199V198H123ZM135 199V198H134ZM139 199V198H138ZM162 199H163V197H162ZM169 199H170V197H169ZM173 199V198H172ZM192 200H193V198H191ZM195 199V198H194ZM209 199H210V197H209ZM216 199H220V198H216ZM223 200H224V198H222ZM232 199H235V197L234 198H232ZM68 200V199H67ZM70 201H71V198L69 199ZM115 200V199H114ZM137 200V199H136ZM142 200V199H141ZM140 200V201H141ZM154 200V199H153ZM153 200H151V201H153ZM190 200V199H189ZM240 200H242L241 198H240ZM249 200V199H248ZM66 201V200H65ZM74 201V200H73ZM90 201H92V200H90ZM124 201L126 202V199H124ZM178 201V200H177ZM185 201V200H184ZM191 201V200H190ZM196 201V200H195ZM216 201V200H215ZM251 201L252 200H249V202L251 203ZM92 202H94V201H92ZM113 202V201H112ZM111 202V203H112ZM133 202H135L134 200H133ZM161 202V201H160ZM167 202V201H166ZM169 202V201H168ZM175 202V201H174ZM187 202H189V201H187ZM192 202V201H191ZM197 202V201H196ZM201 202V201H200ZM222 202V201H221ZM226 202V201H225ZM225 202H222V203H224L225 204ZM243 203H244V201H242ZM67 203V202H66ZM111 203H110V205H111ZM127 203H128V201H127ZM149 204H150V202H148ZM152 203V202H151ZM155 203V202H154ZM158 203V202H157ZM203 203H205V202H203ZM206 203H207V201H206ZM218 203V202H217ZM228 202H226V204H227ZM235 203V202H234ZM246 203V202H245ZM244 203V204H245ZM258 203V202H257ZM256 203V204H257ZM68 204H70V203H68ZM94 204H98V203H95L94 202ZM105 204V203H104ZM103 204V205H104ZM114 204H115V202H114ZM118 204V203H117ZM120 204V203H119ZM148 204V205H149ZM180 204V203H179ZM188 204H190V203H188ZM188 204L186 203V205L188 206ZM202 204V203H201ZM219 204V203H218ZM243 204V205H244ZM75 205V204H74ZM77 205H78V203H77ZM88 205V204H87ZM102 205V204H101ZM103 205H102V207H103ZM109 205V206H110ZM124 205H126V204H124ZM131 205V204H130ZM139 205V204H138ZM152 205H154L153 203H152ZM160 205V204H159ZM198 205V204H197ZM231 205V204H230ZM233 206H234V204H232ZM239 205H242V204H240L239 203ZM246 205H248L247 203H246ZM99 206V205H98ZM112 206H114L113 205V203H112ZM112 206H111V208H112ZM121 206H122V210H120L121 209ZM120 207H119V212L120 211H127V208L126 209H124L125 208V206H123V205H121ZM179 206H181V205H179ZM190 206H192V204L190 205ZM226 206V205H225ZM102 207H100V208H102ZM124 207V208H123ZM127 207V206H126ZM130 207V206H129ZM129 207H128V209H129ZM149 207H151V205L149 206ZM155 207V206H154ZM165 208H166V206H164ZM163 207V208H164ZM168 207H170V206H168ZM189 207V206H188ZM193 207V206H192ZM227 207H228V205H227ZM240 207H242V206H240ZM110 208V207H109ZM109 208H107V210L109 209ZM117 208V207H116ZM131 208V207H130ZM162 208V207H161ZM171 208V207H170ZM183 208V207H182ZM233 208V207H232ZM239 208V207H238ZM251 208V207H250ZM105 209V208H104ZM113 209V208H112ZM115 209V208H114ZM132 209V208H131ZM133 209H134V206H133ZM140 209V208H139ZM149 209V208H148ZM154 209V208H153ZM159 209V208H158ZM171 209H173V208H171ZM181 209V208H180ZM184 209H185V207H184ZM223 209V208H222ZM240 209V208H239ZM249 209V208H248ZM100 210H102V209H100ZM106 210V211H107ZM150 210V209H149ZM194 210V209H193ZM225 210V209H224ZM230 210V212L232 211V209H229ZM233 210H235V209H233ZM111 211V210H110ZM124 211V212H125ZM133 211H136V210H132V211H130V212H132V213H134L135 214V212H133ZM140 211V210H139ZM152 211V210H151ZM151 211H149V212H151ZM156 211V210H155ZM161 211V210H160ZM167 211V210H166ZM188 211H189V208H188ZM199 211V210H198ZM238 211V210H237ZM115 212H117V214H118V210H116ZM129 210L126 212V215H128L129 213ZM140 212H142V211H140ZM216 212V211H215ZM234 212V211H233ZM232 212V213H233ZM104 213H106V212H104ZM111 213V212H110ZM128 213V214H127ZM187 213H192L193 214V212H187ZM186 213V214H187ZM241 213H244V212H241ZM250 213V212H249ZM113 214V213H112ZM111 214V216H114V215H112ZM115 214V213H114ZM123 214V213H122ZM121 214V215H122ZM134 214H133V216H134ZM144 214H146V213H144ZM148 214V213H147ZM152 214V213H151ZM150 214V215H151ZM159 214H160V216H161V212H159ZM164 214H167V216H168V214H170V213H165L164 212ZM175 214V213H174ZM174 214H172V218L173 217H175V216H177V215H174ZM185 214V215H186ZM119 215H120V213H119ZM138 215H142V214H138ZM153 215V214H152ZM155 215V214H154ZM174 215V216H173ZM179 215V214H178ZM188 215V214H187ZM242 215V214H241ZM123 216V215H122ZM129 217V222H131L130 221V219L132 218V216L131 215H128ZM131 216V217H130ZM145 215H143V217H144ZM164 216V215H163ZM184 216V215H183ZM198 216V215H197ZM125 217H127V216H125ZM135 217H139V218H141L140 216H137L136 214H135ZM142 217V218H143ZM159 217V216H158ZM178 217V216H177ZM203 217V216H202ZM216 217V216H215ZM228 217V216H227ZM110 218V217H109ZM108 218V219H109ZM117 219H118V217H116ZM116 218H115V220H114V218H113V220L116 222L117 220H116ZM123 218V217H122ZM134 218V217H133ZM141 218V219H142ZM148 218H150L149 217V215H148ZM148 218H146V219H148ZM153 217H151V219H152ZM160 219H161V217H159ZM158 218V219H159ZM168 218V217H167ZM204 218V217H203ZM92 219V218H91ZM102 219H104V217L102 218ZM111 219V218H110ZM124 219V218H123ZM122 219V220H123ZM126 219V218H125ZM127 219H126V222H128L127 221ZM135 219V218H134ZM134 219L132 220V222L134 221ZM143 219H145V217L143 218ZM159 219V220H160ZM164 219V218H163ZM175 219V218H174ZM182 219H183V217H182ZM187 219H190V217H188L187 216ZM192 219V218H191ZM190 219V221L192 222L193 221V219L191 220ZM201 220H202V218H200ZM229 219H232V218H229ZM95 220V219H94ZM113 220H112V222H113ZM118 220H120V216H119V219ZM154 219H152V220H149L150 222L151 221H153ZM156 220V219H155ZM158 220V221H159ZM168 219H166L165 221H167ZM175 220H177V219H175ZM174 220V221H175ZM181 220V219H180ZM180 220H177L176 222H174L173 221V224H176V223H180L179 221ZM219 221H221L220 220V217H219V219H218ZM107 221V220H106ZM121 221V220H120ZM135 221H137L136 219H135ZM134 221V222H135ZM140 221V220H139ZM157 221V220H156ZM161 221V220H160ZM164 221V223L166 224V223H169L168 221L167 222H165ZM98 223H99V221H97ZM101 222V221H100ZM102 222H104V221H102ZM108 222V221H107ZM109 222H111L110 220H109ZM108 222V223H109ZM109 223V226H107L106 228H108V227H111L110 225L112 224L113 226H114V224L113 223H115V222H113V223ZM117 222H119V221H117ZM122 223L124 222V221H121ZM131 222V223H132ZM201 222V221H200ZM213 222V221H212ZM97 223V224H98ZM121 223V224H122ZM125 223V222H124ZM137 222H135L134 224H136ZM142 223H146L145 221H143V222H141V224ZM154 223H156L157 224V222H154ZM186 223V222H185ZM216 223V222H215ZM104 224V223H103ZM105 224H107L106 222H105ZM117 224H119V223H117ZM117 224L115 223V225L117 226ZM126 225L125 226H123V227H127V224H129L130 225V223H125ZM140 224V225H141ZM151 224V223H150ZM149 224V225H150ZM159 224V223H158ZM157 224V225H158ZM108 225V224H107ZM124 225V224H123ZM139 225V226H140ZM147 226H149L148 225V222H147V224H146ZM162 225V224H161ZM168 225H170V224H168ZM217 225V224H216ZM220 225V224H219ZM222 225V224H221ZM104 227L106 226V225H103ZM119 226H121L120 224L118 225V227ZM131 227L133 226V225H130ZM138 226V225H137ZM138 226V227H139ZM146 226V227H147ZM153 226V225H152ZM160 226V225H159ZM166 226V225H165ZM165 226L163 227L164 229H165ZM171 226V225H170ZM174 226V225H173ZM172 226V227H173ZM181 225H176V227L177 228H175L176 229V231H178V233H179V236H180V231H183V230H181V228H184L183 226L180 228V231L179 230H177L178 229V227H180ZM104 227H102V229L104 228ZM118 227H116L115 229H113V232H115L114 230H116ZM133 227H135V226H133ZM142 227H145V225L143 224V226ZM161 227V226H160ZM175 227V226H174ZM105 228V230H107ZM121 228V227H120ZM120 228H118L119 230H120ZM137 228V227H136ZM148 229H149V227H147ZM147 228H144V229H147ZM156 230H157V227H154ZM162 228V229H163ZM167 228V227H166ZM188 228V227H187ZM211 229L213 228V227H210ZM101 228H99V230H97L98 232L99 231H101L100 230ZM111 229H112V227H111ZM123 229H126V228H123ZM128 229H129V231H130V229L131 228H129L128 227ZM133 229V228H132ZM131 229V230H132ZM135 229V228H134ZM133 229V230H134ZM150 229H153V228H151L150 227ZM158 229H160V228H158ZM163 229V230H164ZM168 229V228H167ZM210 229V230H211ZM214 229V228H213ZM110 230V229H109ZM109 230H107V231H105V232H108ZM122 230V229H121ZM120 230V231H121ZM139 230H141V229H138V232H139ZM161 230V229H160ZM171 230H174L173 228H171L170 230H169V232L171 231ZM184 230H186V228H184ZM207 230V229H206ZM209 230V231H210ZM223 230V229H222ZM246 230V229H245ZM104 231V230H103ZM117 231V230H116ZM127 231V230H126ZM125 231V232H126ZM129 231H127V234H128V232ZM142 231V230H141ZM140 231V233H142V232H145L146 230H143L142 232ZM150 231V230H149ZM153 231V230H152ZM175 231V230H174ZM213 231V230H212ZM102 232V231H101ZM109 232H112L111 230L109 231ZM117 232H119V231H117ZM117 232H116V234H117ZM124 232V231H123ZM125 232L123 233V234H125ZM132 232V231H131ZM146 232H148V230L146 231ZM154 232V231H153ZM157 231H155L154 233L155 234H158V232L156 233ZM163 232V231H162ZM164 232H166L165 230H164ZM164 232H163V234H164ZM237 232V231H236ZM100 233V232H99ZM103 234L101 235V234H99V235H101V238H102V236L104 237V232H102ZM121 233V232H120ZM119 233V234H120ZM136 232H133V234H135ZM171 233V232H170ZM170 233H168V232H166V234L168 235V234H170ZM174 233V232H173ZM177 233V232H176ZM185 234L187 233L186 231L184 232ZM220 233V232H219ZM107 234V233H106ZM118 234V235H119ZM122 233L120 234V235H123ZM130 235H131V233H129ZM132 234V235H133ZM137 234V233H136ZM144 234V233H143ZM142 234V238H143V236L145 235H143ZM147 234V233H146ZM153 234V233H152ZM189 234V233H188ZM192 235H193V233H191ZM196 234V233H195ZM232 234V233H231ZM230 234V235H231ZM94 235H96V234H94ZM107 235H109V234H107ZM126 235V234H125ZM149 235H150V233H149ZM159 235H162L161 234V231H160V234ZM166 235V236H167ZM175 235V234H174ZM184 235V234H183ZM209 235H210V233H209ZM212 235V234H211ZM225 235V234H224ZM97 237H98V235H96ZM113 236V235H112ZM128 236V235H127ZM127 236H126V238H127ZM147 236V235H146ZM173 236V235H172ZM179 236H177L178 238H179ZM191 236V235H190ZM213 236V235H212ZM218 236V238H219V236L220 235H217ZM260 236V235H259ZM100 237V236H99ZM118 237H120V236H118ZM123 237H125V236H123ZM122 236H121V238H123ZM131 238H132V236H130ZM137 237H139V238H141L140 237V234L137 236ZM145 237V236H144ZM149 237V236H148ZM151 237V236H150ZM153 237V236H152ZM155 237V236H154ZM153 237V239H154V242H155V238ZM157 237V236H156ZM169 237V236H168ZM171 237V236H170ZM169 237V238H170ZM181 237V236H180ZM184 237H186V235L184 236ZM231 237V236H230ZM115 238H116V236H115ZM146 238V237H145ZM168 238V239H169ZM173 238V237H172ZM208 238H210V237H208ZM225 238V237H224ZM98 239H100V238H97V241H98ZM111 239V238H110ZM109 239V240H110ZM113 239V238H112ZM128 239H130V238H128ZM150 239H152V238H150ZM152 239V240H153ZM166 239V238H165ZM167 239V240H168ZM183 240H184V238H182ZM190 239V238H189ZM216 239V238H215ZM228 239H229V237H228ZM105 240V239H104ZM130 240H132V239H130ZM134 241H137L138 239H136V237L133 239ZM142 240V239H141ZM147 240V239H146ZM148 240H149V238H148ZM147 240V241H148ZM170 240V239H169ZM171 240H176L175 239V237H174V239H171ZM179 240V239H178ZM186 240V239H185ZM206 240H208V239H206ZM220 240V239H219ZM226 240H227V238H226ZM230 240V239H229ZM228 240V241H229ZM262 240V239H261ZM100 241L101 240H99V242L98 243H100ZM105 241H107L108 243H104V247H106L107 245L106 244H108V246L109 245H111V243L109 244V241L108 240H105ZM118 241V240H117ZM125 241V240H124ZM146 241V242H147ZM151 241V240H150ZM159 240H157L156 242H158ZM181 241V240H180ZM179 241V242H180ZM187 241V240H186ZM215 241V240H214ZM224 241V244H225V240H223ZM240 241V240H239ZM123 242V241H122ZM138 242V241H137ZM142 242H144V241H142ZM153 242V243H154ZM162 242H164V240H162ZM235 242V241H234ZM119 243V242H118ZM135 243V242H134ZM139 243H141L140 242V240H139ZM145 243V242H144ZM150 243V242H149ZM232 243H233V241H232ZM261 243V242H260ZM264 243V242H263ZM261 244L262 246H261V248L260 249H262V247L264 248V244ZM113 244V243H112ZM115 244H116V242H115ZM121 244V243H120ZM142 244V246H143V243H141ZM151 244H152V242H151ZM151 244H149V245H151ZM157 244V243H156ZM160 244H162V243H160ZM195 244V243H194ZM204 244V243H203ZM202 244V241H201V243H200V245H203ZM223 244V245H224ZM239 244V243H238ZM99 245V244H98ZM101 245V244H100ZM99 245V246H100ZM117 245V244H116ZM115 245V246H116ZM119 245V244H118ZM118 245H117V247H118ZM136 245H139L138 243L136 244ZM163 245V244H162ZM165 245V244H164ZM173 245V244H172ZM182 245V244H181ZM196 245V244H195ZM194 245V246H195ZM198 245V244H197ZM196 245V246H197ZM226 245V244H225ZM259 245V244H258ZM103 246V245H102ZM121 246V245H120ZM145 246V245H144ZM148 246V245H147ZM161 246V245H160ZM204 246V245H203ZM213 246H215V245H213ZM115 248V249H118V248ZM146 247V246H145ZM144 247V248H145ZM151 247V246H150ZM153 247V246H152ZM163 247H165V246H162V248ZM177 247V246H176ZM178 247H180V249L181 250H183L184 249V246H179L178 245ZM177 247V248H178ZM182 247V248H181ZM193 247V246H192ZM206 247H207V249L209 248H211V247H209V246H207L206 245ZM234 247V246H233ZM257 247V246H256ZM260 247V246H259ZM100 248H101V246H100ZM114 248H113V250H114ZM120 248H122V247H120ZM143 248V247H142ZM148 248V247H147ZM161 248V249H162ZM166 249H168L169 247H165ZM165 248H163V250H166ZM191 248V247H190ZM197 248H202V247H197ZM221 248V247H220ZM224 248H225V246H224ZM235 248V247H234ZM170 249H171V247H170ZM186 249V248H185ZM194 249V248H193ZM192 248H191V250H193ZM205 250L204 249V252H207V251H209L210 252V250ZM257 249H259L258 247H257ZM259 249V250H260ZM122 250V249H121ZM173 250V249H172ZM189 249H187V251H188ZM191 250H190V252H191ZM218 250V249H217ZM254 250H256V248L254 249ZM107 251V250H106ZM195 251V249L193 250V252ZM199 251V250H198ZM214 250H212V252H213ZM232 251V250H231ZM262 252H263V250H261ZM104 252V251H103ZM168 252V251H167ZM181 253L183 252V254L185 255V253H186V250L184 251H180ZM197 252V251H196ZM208 252V253H209ZM215 252V251H214ZM217 252V251H216ZM219 252V251H218ZM227 252V251H226ZM233 252V251H232ZM253 252H255V251H253ZM165 253V252H164ZM199 253H200V251H199ZM207 253V254H208ZM220 253V252H219ZM242 253V252H241ZM107 253H105L104 255H106ZM112 254V253H111ZM122 254H123V252H122ZM121 254V255H122ZM201 254H203L202 253V251H201V253H200V255ZM206 254V255H207ZM254 254V253H253ZM124 255V254H123ZM141 254H139V256H140ZM182 255V254H181ZM183 255V256H184ZM187 255V254H186ZM185 255V256H186ZM212 255V254H211ZM213 255H214V253H213ZM225 255V254H224ZM224 255H222L221 257L223 258V256ZM232 255H234V254H232ZM108 256H109V254H108ZM111 256V255H110ZM113 256H115L116 257V255H113ZM124 256H127V255H124ZM123 256V257H124ZM129 256V255H128ZM134 257H136V255H133ZM138 256V257H139ZM180 256V255H179ZM182 256V257H183ZM197 256V255H196ZM199 256V255H198ZM208 256V258H209V255H207ZM207 256H206V258H207ZM258 256V255H257ZM263 256V255H262ZM120 257V256H119ZM120 257V258H122V259H124V258H126V257ZM132 257V256H131ZM130 257V258H131ZM137 257V260H139L140 258H138ZM178 257V256H177ZM195 257V256H194ZM200 257V256H199ZM199 257H197L198 259H199ZM204 257H205V254H204ZM251 257H252V254H251ZM258 257H260V256H258ZM107 258V257H106ZM114 258V257H113ZM159 258V257H158ZM157 258V260H159L160 261V259H158ZM162 258V257H161ZM180 258V257H179ZM189 258H191V257H189ZM201 258H203L202 256H201ZM228 258V257H227ZM245 258V257H244ZM112 259V258H111ZM119 259V258H118ZM117 259V260H118ZM129 259V258H128ZM128 259H126V260H128ZM135 259V258H134ZM155 259V258H154ZM153 259V260H154ZM177 259V258H176ZM185 259V258H184ZM195 259V258H194ZM205 259V258H204ZM211 258H209V261H211L210 260ZM215 259V258H214ZM214 259H212V261H214ZM220 259V258H219ZM251 259V258H250ZM253 259V258H252ZM255 259V258H254ZM114 260V259H113ZM116 260V261H117ZM121 260V259H120ZM131 260V259H130ZM132 260H133V257H132ZM136 260V261H137ZM142 260H144V259H142ZM141 260V261H142ZM157 260H155V261H157ZM179 260V259H178ZM203 259H201V261H202ZM248 259L246 258V261H247ZM260 260H261V258H260ZM260 260H258L257 262H259L260 263ZM133 261H135V260H133ZM187 261V260H186ZM197 261H199V260H197ZM196 261V263H198L199 264V262H197ZM208 261V260H207ZM207 262V263H210L211 264V262ZM219 261H221V259L219 260ZM219 261H217V262H219ZM107 262V261H106ZM144 262H145V260H144ZM143 262V263H144ZM158 262V261H157ZM256 262V263H257ZM115 264L117 263V262H114ZM113 263V264H114ZM138 263V262H137ZM177 263H179V262H177ZM190 263V262H189ZM203 263H205V262H203ZM221 262H219V264H220ZM259 263H257V264H259ZM107 264V263H106ZM109 264V263H108ZM119 264V263H118ZM142 264V263H141ZM148 264V263H147ZM154 264V263H153ZM160 264V263H159ZM182 264V263H181ZM201 264V263H200ZM239 264V263H238Z\"/></svg>",
    "mask_w": 264,
    "mask_h": 264
}]
</instances>
